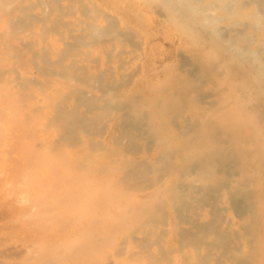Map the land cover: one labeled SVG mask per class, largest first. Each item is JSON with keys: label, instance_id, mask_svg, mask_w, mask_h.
I'll return each mask as SVG.
<instances>
[{"label": "rangeland", "instance_id": "obj_1", "mask_svg": "<svg viewBox=\"0 0 264 264\" xmlns=\"http://www.w3.org/2000/svg\"><path fill=\"white\" fill-rule=\"evenodd\" d=\"M44 1H46V3H47V0H44ZM57 1H59V3L61 2L60 0H57ZM65 0H62V2H64ZM74 0H71V1H69L68 0V2H66L65 1V3H68V5H69V7L71 6V5H73V2ZM76 1V0H75ZM74 1V2H75ZM81 0H78L77 2L79 3ZM82 1H83V3H82ZM81 1V3H79V4H81V6L82 5H87V7H88V5H89V9H86L85 8V6H84V8L82 7V11L80 12V10H78L79 8H80V5L78 4V7L76 6L77 4L76 3H74V4H76L75 6H74V10H76V8H77V10L74 12L73 11V6L72 7H70V9H71V11H72V13H74V15H72L71 14V11L70 12H68V11H65L66 13H68L67 15H66V13L64 12V11H62V12H64L65 13V15H64V13L62 14V17H63V20H66L67 21V23H68V18H70L71 20H69V23L73 20V22H74V19L75 18H80L81 19V21H83V20H86V18H87V21H84L82 24H83V27H82V24H79L78 22L77 23H75V25H74V23H72V24H70L69 25V23L67 24V23H64V26H66V24H67V26L68 27H65L66 29H62V30H60V31H62L61 32V34H63L64 33V31L65 30H68L69 28L71 29V27H73V29H74V33H75V31L77 32L76 34H78L79 35V37H81L80 35L83 33H85V30H87L89 33V35L87 34V33H85V34H87L86 36V42H87V44L85 43V41H83L84 43H85V45L86 46H84V45H82V43H80V41L79 42H76V43H78L77 44V46L78 45H80L81 44V47H76V49L77 50H79L80 48V50L79 51H77L76 49V51H77V53L80 55V57H78L79 55L77 54V56L76 55H74V60H73V58L71 59V61H72V63L74 62V61H76V59H77V57L79 58V60H82L81 62H82V65L81 64H78V65H81V66H83L84 64V62L86 61V59H88V53H89V57H90V55H91V58H89L88 60H90V59H93L91 62H89L87 65H89L90 63L92 64H94V62L96 63L95 65L96 66H98V68H97V70L95 69H92V67H93V65H92V67L91 66H88V67H90V69H91V71H89L90 69H88V67H87V65H84L85 67H86V69L88 70H86V69H83L82 70V72H76V74H75V76H76V78H77V74H78V76H80L81 75V73L83 74V75H87L88 73H90V74H88L89 76L88 77H91V78H93V75H94V79L95 80H97L98 81V83H100V85H97L95 82L96 81H94V79L93 80H90V79H86V78H88L87 76H86V78L85 77H82V75H81V77H82V79H83V81L85 82L86 81V83H84V82H82V79L81 78H75L76 80H74V75H73V73H75V71L73 72H71L72 74L71 75H73L72 76V79L74 80V82H75V85H77V86H82V87H85L84 89L82 88V87H80V90L82 89V91H75V90H78L79 88L76 86H74V82L72 81V79L70 78L71 76H70V73L68 74V72L67 73H63V72H66V71H61V70H63V68L60 70V69H58L59 71H60V73L58 72V75L60 76V78H58L59 76L57 75H54V72L55 71H57V66H55L56 68L54 69V67H52L55 63L57 64V63H59L60 62V64L62 63L63 64V62L64 61H66L67 63H66V65L67 64H70L67 60H64L63 61V57L62 56H59L60 54H61V52H60V50H58V49H62L63 50V47H66L67 45H69L68 43H69V41H66V43H67V45L65 44V43H63L62 45L60 44L59 46H60V48H58L57 46H55V43L57 42V40L59 39L58 37L59 36H56V35H60V32L57 34L56 33V29L54 30L53 28V30H51V32H49V28H50V24H51V21L49 22V20L51 19L50 17H49V20L47 21V24H49L50 26L49 27H47V25L46 24H42V23H40V21L41 20H39V19H37L39 16H35V18H36V20H33V23L34 22H36L37 20H39V22H37V24L38 25H34V26H37L35 29H36V32H40L41 33V35H39V34H37V35H39V37H38V39H40L39 40V42L41 41L42 43L44 42V40H42L41 38H42V36H43V34L45 33H43V31L44 30H41V29H38L39 28V24H40V28H41V25H42V27L43 26H45V27H47L48 29L47 30H45V31H47V33H51L52 34V31H55L54 32V35H52L53 36V38H55L54 40L52 39V41L54 42L53 44H51L50 42H51V38H50V36H51V34H50V36H49V34H47V36H49L48 38H47V40H46V37L45 36H43V38L48 42V39L50 40V46L52 45V49L55 51V50H58V51H56L57 53H55V55L59 58V60H58V58H55L54 57V59H56V60H58V61H53V54H52V52L54 53V51H48V53H49V55H48V57H51V54L53 55L52 57H51V60H49V58L47 57V59H48V61H45V59H46V56H44L43 58H44V60L43 61H45V62H41V60L43 59L42 58V56L43 55H39V57H38V55L36 56V58L39 60H37L38 61V63L36 62L35 64L38 66V69L36 70V66H34L32 63H31V60L32 59H36V58H34V50H33V46H35V44L34 45H31L30 47L32 48V53H33V55H31L30 53H31V50L29 51V49L30 48H28V52H27V48H26V51L25 52H27L31 57V59H29V64L30 65H24V67L25 66H27V67H29V68H26V70L23 68V66H22V68L20 67L21 65H23L24 63H22L23 62V60L22 59H25V56H26V54L24 55V58L22 57V59L19 61V63H21V64H19V69L22 71V72H24V74H26V76L28 75V77L29 76H33L32 78H38V80H40L41 81V83L42 82H44L45 83V78L44 77H47L48 79H49V77H52V75H53V77L55 78V76H56V79H51L53 82H51L50 81V79H49V81H47L46 83H45V86H46V84H52V86L50 87L49 85L46 87V89H44L43 88V86H44V83H42V84H40L39 83V85L41 86V89H40V87H39V85H38V83H36V84H34V82H33V79L32 78H30L31 80H32V82L31 83H29L28 84V86H29V88L32 86V84H34L35 85V87L36 88H38L39 89V91H34V90H37L36 88H34V90H31V92H33V93H36V97H34V98H36L37 99V96H38V100H40L41 99V101L40 102H37L36 101V99H35V101L37 102V103H39L41 106L40 107H42V106H44L47 102H49L50 101V99H51V101H52V104L54 105V107L55 108H57V107H62L63 105H62V100H60L59 98H61V99H63V101L68 97V99H67V102H70L69 104L67 103H65L66 105H64V106H67V107H69V108H72L73 107V110L75 111V112H78V114H80L79 116H80V118L82 117V118H84L85 117V120H90V119H93V120H95V121H93L92 120V122H93V124H97V126H95L94 128L96 129V130H94V128L93 127H89L90 129H88V130H90V132H88V130L87 129H84V130H86V131H81L82 129L81 128H79V126L80 127H82L83 128V126H81L82 125V123L84 122V120L82 121V122H78V124L80 123V125H78L77 124V129H78V132L80 133V134H78V136H76L74 139L76 140V142H71L72 140H70V144H69V142H67V141H69V139H67V141H66V139L64 138V140H62L63 142H59V140L62 138L63 139V137H65L63 134H62V132L60 133H58L55 129V127H52V126H56L57 127V129H60V131H63L62 129H63V125H64V123H63V121H61V120H59V121H61L62 122V124H60V125H62V128L59 126V124L57 125V123H59L58 121H56V119L53 117V115L55 114V112L57 111V110H55L54 109V107L52 106L51 108H50V105H48L47 106V104L45 105V109H43V108H40L39 107V105H38V108L40 109H38L37 108V114L36 115H38L39 114V112L41 113V111H42V113H43V115L41 114V115H39V116H37L38 118L40 117V116H43L41 119L43 120L42 122H44L43 124H45V123H48L47 122V120L48 119H52V120H50L51 121V124L52 125H50L51 126V130H45V128H48L47 126H48V124H45L44 125V127H43V129L41 128V123H39V122H37V124L39 123V128H41L42 129V131H49L48 132V135H49V133L51 132V135H47V134H45V133H43L42 131H41V135H40V129L38 130V132H39V134H38V132L36 133L37 135H39L38 136V138H39V140H41L40 142L38 141V144L40 143V145L42 146V145H44L45 144V146H47L46 144H49V143H51L53 140H55V138H56V140H57V138L58 137H60V139L58 138V142H59V146H58V142L55 140V142H54V144H50V146H52V147H50L49 145V147L51 148H49L48 146L47 147H43V148H45L44 150V152H45V155L47 156L48 154H50V151L52 152L53 151V153L55 154V152H59L60 154H62V153H66V154H62L61 156L64 158V156H66L65 157V161H63L62 160V157L60 156L59 157V160H57L56 161V159H58V157L56 158V156H59L57 153V155L56 156H52V153H51V155H50V159L48 160V158L43 154L44 152L42 151H40V149H39V147H41V146H39L38 147V149L36 148V149H30V147L28 146V145H30L29 143H35L36 142V140H37V138L36 139H34L35 141L34 142H32V138H35V136L34 135H32L31 137L32 138H30V139H28V138H24V136H26V134H29L30 133V131L28 132V133H26L28 130L26 129L27 128V126L29 125V119H28V123H26L25 124V122H23L24 121V119H23V123H24V128H25V125H27L26 126V128L24 129V128H21V126L23 127V123L21 122V125H20V122H19V128L20 129H22V133L24 132V130H27V131H25V135H22V133L19 135L20 136V138L21 139H23L24 140V144L26 143L25 141H31V142H27V146H28V150H30V152H31V155H29L28 153H27V155H29V156H27V155H25L26 153H25V148H23V149H20V147L22 146V147H24L25 145H22L23 144V142H20L21 140H18L21 144H20V147H19V142H17V144H15V145H17L18 147H16V148H14V147H12V146H14V144H13V142L14 143H16V141L17 140H14V138H16V137H12L13 135V133L16 131V130H14V132H13V130H8V128H9V124L8 123H4V122H2L3 124H5V125H8V126H6V127H8L7 129H5V130H7V131H9L8 133H9V136H10V138L11 139H13L12 141H11V139L9 138V136H8V133H7V131H5L4 129V133L6 132L7 133V135L6 136H8V137H6V136H2V138L3 137H6V139H4L3 141L1 140V143L0 144H3L1 147H4V149H6V150H4V151H10V150H13L12 152L10 151V153L8 154V153H6V152H3V151H0V264H43V260L44 259H47L45 262H47V264H50V263H55V264H59V262H60V264H67L66 262L68 261V264H72V261H73V263L75 264H93V262H90V260L91 261H93L92 259H90L91 257L93 258L94 256H97V257H99V258H102L100 261L99 260H95L94 261V263H97V264H106V261L108 260V258H109V264H112V262L114 261V260H116L117 262H118V264H149V262H150V260H151V262L153 261V262H156L157 263V261L159 260V258L160 257H162L161 259L162 260H160V264L162 263H167V264H218V261L220 262V263H223V264H231V263H233V262H235V263H233V264H250L249 263V261H252L251 259H249V257L247 256V251H246V249L247 248H249V247H247V243H246V246H245V243H243V244H241L242 242H244L245 241V239H246V237H250V235H248L244 230L245 229H242L243 227L241 226V221L239 220L240 218H238V216H237V214H235V212L236 211H233L234 210V208L232 207V204L231 203H229V202H227V203H220L219 205H220V207L219 208H221V209H216L217 211H215L214 209L215 208H217V206H218V204L216 205V207L214 208L213 206H215L214 204H213V206H212V203L208 200L207 201V199H206V197L205 198H203V200L204 201H202V198H200L201 197V194L204 192V191H201L200 193V196L199 197H195V199L193 200V198H194V196H198V193L196 192V190H197V186L198 185H196V189L194 188L195 187V185H191V183H189V181L188 180H180V178L178 177V176H180L181 177V175H183V173L182 174H180V170L182 171V169L181 168H183V167H185V166H191V164L193 165V162H191V164H190V162L188 163L186 160H185V156H184V154H182L181 155V153H183V151L181 152V151H179V155L177 156V152H174V151H171L170 153H169V151H168V154H167V156H166V161H168V162H166V163H168L169 164V160L171 161V160H173L174 162H175V164H174V162L172 161L171 163L172 164H170L171 166H169L168 164H166L167 165V167L169 168V170H168V168H166V170L165 169H163V168H161V167H165V164L164 165H158V167H160L161 169L160 170H158L157 168H156V166H155V169H154V165L155 164H153L154 162H156V160H154V159H158L157 160V162L159 161V159L162 157V154H164V153H162V152H166V151H163V148L165 147L166 149H167V142L169 141H172V142H170V143H172L173 145H178V144H181L182 143V137L181 136H179V138L177 137L176 139H174V138H172V137H175L174 136V134L175 135H177L178 134V132L179 131H177V129L178 130H180L179 128H181V126H183L184 124H186L187 122H186V119H187V121L188 120H191L192 118H194V116H195V113H197V114H199V113H201L202 112V110L204 111V109H208L209 107H210V105L208 104V103H210V101H212L213 99H216L215 97H217L218 95H217V93L218 94H220L221 93V89L220 88H218L217 86H216V83H217V81L219 80V79H221L220 77H221V75H222V73H223V71H222V69H215L214 68V71L211 73V74H208V75H203V77H202V83L200 84L199 83V81L198 82H196V84H194V83H192L191 82V84L193 85L192 87L189 85V87L190 88H192V89H190L189 87H187V89L186 90H184V89H182V91H180V93H179V96L181 95V97H182V100H180V99H177V100H180V102H182L183 101V99L185 100L184 101V107L182 108V111L184 112V114L182 115V114H179V113H177V111H180V113L182 112L181 111V107H179L180 109L179 110H177L176 108H173L174 107V105H177L178 106V104H173L174 102H175V98H173V101L174 102H172L171 100H170V103H171V106H172V109H170L169 111H172L171 113H169V111L166 113V115H164V116H160V115H162L161 113H159V109H158V107L157 106H155V105H153V104H151V105H153V106H151V111H153V114H151V116L150 115H147V119L145 118V120L146 121H148V122H145V120H144V117L143 116H146L145 115V111L146 110H148V105L150 106V103L151 102H153L154 103V99L156 98V96H154V98H151L150 99V97H151V95L153 94V95H161V96H158V97H163V96H168V97H172V94L173 93H175V92H177V91H179V89H177V87H175L176 85L174 84V85H170V86H168V87H162L163 85H161V84H163V82H167L168 83V81L169 82H171V80L173 79V77H172V79H171V77H170V75H175V73H176V71L177 72H181V73H185V71L186 70H184V69H186V67H183L182 65H184V64H182V61L183 62H185L184 61V57H182V55H186L187 57L189 56V60L191 61H189L190 63H189V66H187L188 68H187V70H190V71H192V70H194L195 68V66L196 65H194V63H195V61H194V54H195V51H191V52H187V50H188V48H187V46H189V44H187L186 42H184L185 41V39H180L181 37H180V35H179V33L177 32V28L173 25V23L171 24V21L170 20H167L168 19V17H167V14H166V12H165V9L162 7V6H160L158 3H156V2H150V4H148V5H146L145 3H143L141 0H90V1H86V2H84L85 0H82ZM94 1V2H93ZM125 1V2H124ZM169 1V0H168ZM61 2V3H62ZM56 3H58V2H56ZM58 3V4H59ZM92 3V4H91ZM93 3H94V5H93ZM47 4H50V3H47ZM55 4V3H54ZM53 4V5H54ZM119 4V5H118ZM52 5V6H53ZM57 5V4H56ZM63 5H65L64 3H63ZM90 5H92V6H94L95 7V5H96V7H95V10H98L99 11V15L100 16H98V13H97V11H96V13H97V15H94V14H96L95 12H93L92 14L93 15H90L91 14V12H90V16L88 15V13H89V11L88 10H91V7H90ZM129 5H133V7H131V6H129ZM137 5V6H136ZM55 6V5H54ZM60 6V7H59ZM61 6H62V4H60V5H58V8L60 9L61 8ZM136 8H135V7ZM94 7L92 8L93 10H94ZM98 7H99V9H98ZM138 7H140V8H138ZM97 8V9H96ZM100 8H102V9H100ZM84 9V10H83ZM130 9V10H129ZM33 10V9H32ZM87 12H86V11ZM92 10V11H93ZM136 10V11H135ZM137 10H140V11H137ZM78 11L80 12V13H83L84 15H86L85 17H84V15L82 14H80V13H78ZM86 13H84V12ZM101 11V12H100ZM33 12V11H32ZM49 12H51V11H49ZM61 12V13H62ZM29 13H31V12H29ZM34 13H35V11H34ZM60 13V14H61ZM80 14V16L79 15H76L75 16V14ZM36 14V13H35ZM71 16H70V15ZM46 15V14H45ZM68 16V20L67 19H64V18H66ZM116 17H117V20H116ZM34 18V19H35ZM84 18V19H83ZM88 18H91V19H88ZM93 18H95V19H93ZM99 18V19H98ZM92 19H93V21H92ZM98 21H97V20ZM89 20V21H88ZM109 21V23L108 24H110L111 25V28H109V27H107L108 26V24H107V21ZM123 20H124V22H126L127 24H125V23H123ZM65 21V22H66ZM80 21V22H81ZM91 21V22H90ZM118 21V22H117ZM41 22H43V21H41ZM85 22H90L91 23V25L92 24H97V23H99V24H102V25H100V26H106V29H110V30H115L113 33H110V32H108V34H103L104 32H103V29H101L100 30V28H102V27H99V24H97L98 26L97 27H99V28H97L96 27V25L94 26V25H92V26H90V23L88 24L89 26H90V28L92 27V29H94L93 30V32L95 33V28L96 29H98V31H99V36L97 37H95V35H96V33L95 34H93V32L91 31V34H93V35H90V29H88V25L85 23ZM104 22H105V24H104ZM33 23H32V27H28V31H27V33H32L33 34V30H31L32 28L34 29V26H33ZM46 23V22H45ZM36 24V23H35ZM77 24H79L78 26H77ZM85 24V25H84ZM120 24V25H119ZM220 25H218V26H225L226 25V21H222V22H220L219 23ZM123 25V26H122ZM31 26V25H30ZM64 26H62V28H64ZM122 28H121V27ZM127 26H129L130 28H133V30H130V28H128ZM52 27V26H51ZM74 27H76L78 30H76V28H74ZM112 27H113V29H112ZM125 27V28H124ZM203 27V26H202ZM202 27H201V29H202ZM31 28V29H30ZM87 28V29H86ZM104 29H105V27H103ZM124 28V29H123ZM27 30V27L26 28H24V29H22L19 33H21V35L22 36H24V34H22V33H24V31H25V33H26V30ZM31 31H30V30ZM69 29V30H70ZM72 29V30H73ZM128 29H129V32L127 33V31H128ZM134 29H135V32H134ZM177 29V30H176ZM200 29V30H201ZM205 29H206V27H205ZM208 29V28H207ZM207 29L205 30V32H204V30H202V33H204V34H206L207 35V33H208V31H207ZM24 30V31H23ZM69 30L67 31V33L69 32ZM120 30H123V31H120ZM126 30V31H125ZM23 31V32H22ZM97 30H96V32H98ZM126 32L125 34H121L120 32ZM58 32V31H57ZM66 32V31H65ZM56 33V34H55ZM72 31L70 30V32L68 33V34H70V37L72 36ZM36 34V33H35ZM67 34V35H68ZM76 34H73V36L72 37H74V35H76ZM83 34H82V36H83ZM98 34V33H97ZM101 34V35H100ZM121 34V35H120ZM64 35H66L65 33H64ZM66 35V36H67ZM123 35V36H122ZM125 35H126V37H125ZM128 35H129V37H128ZM141 35V36H140ZM179 35V36H178ZM208 35H209V33H208ZM41 36V37H40ZM51 36V37H52ZM110 36H112L113 37V39L115 40H117V41H114L113 39H111L112 37H110ZM24 37H32L31 35L30 36H28V34L27 35H25ZM33 37L35 38V36H34V34H33ZM68 37V36H67ZM65 37L67 40H69L70 39V37ZM72 37H71V39H72ZM76 37V36H75ZM78 37V36H77ZM77 37H76V39H77ZM78 37V38H79ZM85 37V36H84ZM33 38V39H34ZM64 37H62V39L64 40L65 39ZM61 39V38H60ZM83 39V38H82ZM88 39V40H87ZM107 40V41H104V40ZM120 39H122L123 40V42L120 40ZM131 40V41H129V40ZM72 40H74V41H76L75 39H72ZM97 40V41H96ZM100 40V41H99ZM101 40H103V41H101ZM113 40V41H112ZM124 40H128L129 42H124ZM38 41V40H37ZM61 41V40H60ZM59 40H58V42H60ZM64 41V42H65ZM74 41H72L73 43H74ZM82 41V40H81ZM135 41V43L137 44H135V45H133L134 43L133 42ZM39 42H38V44H39ZM57 42V43H58ZM95 42H97V43H95ZM111 42V43H110ZM119 42V43H118ZM133 43V44H131V46H130V43ZM41 43V44H42ZM48 43V44H49ZM56 43V44H57ZM60 43H62V41L60 42ZM73 43H71V44H73ZM76 43H74L75 45H76ZM89 43V44H88ZM101 43V45H98V44H100ZM103 43L106 45V43H108L107 45L109 46V48L112 50V49H117L118 48V50H119V54H122L123 52H124V50L126 51V50H129L130 48H132L131 50H129V51H132V52H134L133 54L135 55V57L137 58V59H134V60H131L132 62L133 61H135L134 63H133V65H130L129 66V64H128V67L131 69H129L128 67L126 68L125 66L127 65V63L125 64V66L123 67L122 66V64L120 65L121 66V69H119V68H117V66L118 67H120L119 65H117L116 66V68H117V70H115L114 69V66H115V64H117L119 61H120V59H122V57H126V54L127 53H130V52H124V53H126V54H124L125 56H121V58L119 59L118 57H117V54L116 55H114L113 54V52L111 53V52H109V51H107V49H104L105 50V52H109V53H111V54H113L114 56H116V58H118V61H117V59L116 58H114L113 56H109V55H107L105 52H104V50H103ZM115 43H117V45L115 44ZM124 43V44H123ZM48 44H46L45 42H44V44H42V46L43 45H48ZM59 44V43H58ZM96 44H97V46L99 47L100 46V48H98L97 46H96ZM119 44V45H118ZM120 44H121V46H120ZM125 44H126V46H125ZM36 45H37V43H36ZM64 45V46H63ZM66 45V46H65ZM104 45V46H105ZM38 46V45H37ZM49 46V45H48ZM49 46V47H50ZM62 46V47H61ZM119 46H120V48H121V51H120V49H119ZM125 46V47H124ZM136 46V47H135ZM36 47V46H35ZM39 47V46H38ZM46 47V46H45ZM44 47V48H45ZM47 48L46 47V49H44L43 47V49L45 50V51H47L48 49H50V48ZM97 47V48H96ZM107 47V46H106ZM106 47H104V48H106ZM113 47V48H112ZM41 48V46H40V48H38L39 50L40 49H42ZM83 48H85V54H84V49ZM108 48V47H107ZM134 48V49H133ZM109 49V50H110ZM115 49V51L116 52H118L117 50ZM186 49V50H185ZM36 50V49H35ZM38 50V51H39ZM51 50V49H50ZM61 50V51H62ZM83 50V51H82ZM103 50V51H102ZM110 50V51H111ZM134 50V51H133ZM80 51H82V52H80ZM86 51H88L87 53H86ZM99 51L101 52V54H102V56L101 55H99V56H101L102 58H103V60L105 61V62H103V64L105 63V66L104 65H102L101 63H100V59H101V57H100V59H99V61L98 60H95V58L96 59H98V53H99ZM114 51V50H113ZM137 51V52H136ZM30 52V53H29ZM44 52V51H43ZM121 52V53H120ZM131 52V53H132ZM47 53V54H48ZM82 53V54H81ZM96 53V54H95ZM105 53V54H104ZM131 53L130 54H127L128 56L129 55H131ZM180 53H182V54H180ZM74 54H75V51H74ZM83 54H84V56H83ZM87 54V55H86ZM118 54V55H119ZM132 54V57L134 56ZM140 54V55H139ZM33 56V57H32ZM76 56V57H75ZM107 56H109L110 57V60L108 59L109 57H107ZM141 56V57H140ZM60 57H62V58H60ZM70 57H72V56H70ZM82 57V58H81ZM83 57H84V59L85 60H83ZM86 57V58H85ZM134 57V58H135ZM182 57V58H181ZM27 58H28V56H26V59H25V63H27L26 62V60H27ZM116 59V62L117 63H115V61L114 60H112L113 61V63H115L114 64V66L113 67H111V65L113 64L112 63V61H111V59ZM193 58V59H192ZM41 59V60H40ZM62 59V60H61ZM65 59V58H64ZM67 59V58H66ZM68 60H70V58L68 57ZM79 60L77 59V63H80L79 62ZM88 60L86 61V63L88 62ZM102 60V59H101ZM109 60V61H108ZM22 61V62H21ZM36 61V60H35ZM34 61V62H35ZM51 61V62H50ZM63 61V62H62ZM131 61H129L128 63H130V64H132L131 63ZM32 62H33V60H32ZM47 62H50V63H47ZM98 62L100 63V64H98ZM137 62V63H136ZM139 62V63H138ZM39 63L40 64H42L41 66H39ZM46 63V66L47 67H45V64ZM54 63V64H53ZM65 63V62H64ZM85 63V64H86ZM110 63H112V64H110V66H109V64ZM120 63H122V61H120ZM120 63H118V64H120ZM55 64V65H56ZM61 64V66H64V65H62ZM90 64V65H91ZM98 64V65H97ZM108 65V67H107V65ZM173 64H174V67L175 68H177V69H175L174 68V70H171V69H173ZM31 65H33V69L31 68ZM51 65V67L52 68H50L49 69V66ZM57 65H59V64H57ZM94 65V67L93 68H96V66ZM135 65L137 66H140V67H136L137 68V70L135 69ZM171 65H172V67H171ZM83 66V67H84ZM169 66V67H168ZM207 66V65H206ZM35 67V68H34ZM40 67L43 69V71H44V69L45 68H47L49 71H50V75L48 74V76H47V74L45 73V72H47L48 70L47 69H45L46 71L43 73L44 74V76H43V74H42V72H40V70H42V69H40ZM45 67V68H44ZM60 67V66H59ZM111 67V68H110ZM135 69V70H133V68ZM168 67V68H167ZM208 67V66H207ZM61 68V67H60ZM108 68H110L111 70L113 69L115 72H116V75H115V73L113 74V73H111L112 71L110 70V69H108ZM123 68V69H122ZM29 69V70H28ZM54 70V72L53 71H51V70ZM98 69H100L99 71H102V72H106V73H108V75H110V76H106V73L105 74H102V72H100V74L103 76L102 78L103 79H101V78H99L98 76H100V75H98V76H96L97 75V73H99L98 72ZM105 69V70H104ZM108 69V72L106 71ZM139 69H140V71L141 72H139ZM85 70V71H84ZM94 70V71H93ZM120 70V71H119ZM122 70H123V73H121L122 72ZM125 70V71H124ZM129 70V71H128ZM84 71V72H83ZM109 71H111L110 73H109ZM137 71V72H136ZM51 72H53V74L51 73ZM70 72V71H69ZM87 74H86V73ZM93 72V73H92ZM119 72H120V74H119ZM124 72H129V75H130V73H131V75H130V77L131 78H129V76H127L128 74L127 73H124ZM139 72V73H138ZM57 72H55V74H56ZM64 74V76H63V74ZM79 73H80V75H79ZM118 73V74H117ZM137 75H135V74ZM138 73V74H137ZM52 74V75H51ZM96 74V75H95ZM127 74V75H126ZM170 74V75H169ZM69 75V76H68ZM115 75V76H114ZM117 75H119L120 76V78L121 79H117ZM133 75V76H132ZM167 75H169L168 77H170V78H168V80L167 79H165L166 77H167ZM69 78H68V77ZM114 76V77H113ZM122 76V77H121ZM124 76V77H123ZM67 77V78H66ZM107 77V78H106ZM116 77V78H115ZM125 77H127V78H125ZM133 77V78H132ZM36 78V79H37ZM64 79V80H62V79ZM85 78V79H84ZM99 78V79H98ZM111 78V81L110 80H106V79H110ZM129 78V79H128ZM36 79H34V80H36ZM48 79H46V80H48ZM58 79V81H60L61 80V82H55V80H57ZM60 79V80H59ZM114 79V80H113ZM124 79V80H123ZM126 79V80H125ZM133 79V81L131 82V80ZM163 79H165L163 82L161 81V80H163ZM78 80H80V81H78ZM90 80V81H89ZM107 82H106V81ZM117 80H120V82H118ZM122 80H123V82H122ZM128 80H130L129 82H127ZM63 81V82H62ZM65 81V82H64ZM92 81H94V83H93V86H91V88H90V86H88V85H90V84H92ZM105 81V82H104ZM124 81H125V83H124ZM162 83H161V82ZM200 81H201V78H200ZM36 82V81H35ZM39 82V81H38ZM79 82V83H78ZM82 82V83H81ZM89 82H91V83H89ZM102 82H104V83H109V82H111V86L112 87H110V85H109V87H108V85H107V87H104L106 84H104L103 83V85L101 84ZM160 83V85L161 86H158V85H156V87L154 86L155 84H157V83ZM84 83V84H83ZM114 83V84H113ZM119 83H120V85H119ZM125 85H124V84ZM158 83V84H159ZM165 83H164V85H165ZM197 83H198V85H197ZM113 84V85H112ZM123 84V85H122ZM154 84V85H153ZM34 85H33V87H34ZM86 85V86H85ZM153 85V86H152ZM69 86V87H68ZM100 86L101 87H104V88H102V90H100ZM114 86H118L117 88L115 87V88H113ZM151 86H152V88H151ZM33 87L32 88H30V89H33ZM48 87H50L49 88V90L47 89ZM87 87H89V89L87 88ZM92 87L94 88V89H92ZM154 87V88H153ZM171 89H170V88ZM28 88V89H29ZM42 88L45 90V93L46 94H44V92H41V91H43L42 90ZM62 88H69L68 90L67 89H64L65 91H63V90H61ZM110 88H112V90L110 91ZM149 88H151V90H149ZM164 88H166V89H164ZM217 88V89H216ZM27 89V88H26ZM28 89H27V91H25V90H23V91H25L26 92V96H29V95H27V93L30 91H28ZM85 89H87L86 90V92L85 91H83V90H85ZM107 89V90H106ZM108 89H109V91H108ZM149 91H148V90ZM161 89V90H160ZM71 90H73V91H71ZM92 90V91H91ZM96 90V91H95ZM172 90V91H171ZM188 90V92L189 93H186V91ZM215 90H219V91H215ZM62 91H63V94H61L62 93ZM92 93L93 91V95H92V97L90 96L91 95V93ZM107 93H106V92ZM154 91V92H153ZM174 91V92H173ZM31 92H29V93H31ZM37 92H38V95H37ZM57 92H59V93H57ZM61 92V93H60ZM67 92V93H66ZM71 92V93H70ZM77 92H81L80 94H82V92H83V94L85 95L84 96V98H85V101H83V100H81L82 102H80V104H78L79 103V101H80V97H78L80 94L79 93H77ZM96 92V95L94 94ZM158 92V93H157ZM170 92H173L172 94H169ZM39 93H42V94H39ZM57 93V94H56ZM66 93V98H65V94ZM71 95H70V94ZM75 93V94H74ZM90 93V95H88V94ZM104 93H106V94H104ZM160 93V94H159ZM186 93V94H185ZM43 94H44V96H43ZM50 95V96H52V97H54V96H57V98H56V100H54V102H56L57 100H60L61 102H60V106H58V104H59V102H58V104H57V106H55L56 104H54L53 103V99L49 96V98L47 97V95ZM55 94V95H54ZM68 94V95H67ZM79 94V95H78ZM104 94V95H103ZM141 95L140 96V98H139V100H141V98H146V99H142V100H144L145 101V103H148L147 104V106H146V104L145 105H143L144 103L142 102V100L140 101V104H141V106H144V107H146L145 108V111H144V109H142V119L144 120V121H142V119H141V117H138L137 116V119H136V117H134V115L132 114L131 115V110H129L128 109V106H129V108H130V105H129V103H131L132 101L138 106L139 105V103L137 102V101H135L134 99L136 98H134V96L135 95ZM190 96H189V95ZM204 94V95H203ZM24 94H22V96L21 97H24L23 96ZM33 95H35V94H33ZM62 95H64V96H62ZM72 95H76V96H73L72 97ZM98 95H100V96H98ZM152 95V96H153ZM188 95V96H187ZM208 95V96H207ZM25 96V98H27ZM46 96V97H45ZM59 96V97H58ZM70 96V97H69ZM96 96V97H95ZM111 96L113 97V98H116L117 100V102L115 101V103H113L114 102V99H113V101H110L111 103H109V101H108V98L110 97L111 98ZM132 96L133 98H130V97ZM20 97V98H21ZM42 97V98H41ZM45 97V98H44ZM76 97H78L77 99H75ZM90 97L92 98L91 100H89L90 99ZM120 97V100L118 99ZM157 97V98H158ZM178 97V96H177ZM49 100H48V99ZM70 98H72L71 100H70ZM87 98V99H86ZM94 98H96V100L97 101H94ZM103 98V99H102ZM138 98H136L137 100H138ZM149 98V99H148ZM22 100H19V102L21 103V101L23 102V100H24V98H21ZM29 99V98H28ZM28 99L26 100V101H28ZM55 99V98H54ZM74 99H75V101H74ZM101 101H100V100ZM128 99H131L130 101L128 100ZM172 99V98H171ZM30 100H32V105H33V103H35V101L31 98V95H30ZM29 100V101H30ZM48 100V101H47ZM78 101V103H77V101ZM88 100L90 101V102H88ZM176 100V103H179L178 101ZM200 100H202V101H200ZM28 101V102H29ZM51 101L49 102L50 104H51ZM72 101V102H71ZM127 101V102H126ZM66 102V101H65ZM100 102V103H99ZM129 102V103H128ZM206 102H208V103H206ZM48 103V104H49ZM72 103H73V105H72ZM83 105H82V104ZM90 105H92L93 104V107L92 106H90ZM94 103H96V105H94ZM99 103V104H98ZM126 103H128V105H127V109L129 110V112H128V110L126 109ZM133 103V104H134ZM156 103V102H155ZM25 105L27 104V103H24ZM88 104V105H87ZM102 104V106H100ZM132 104V103H131ZM181 106H182V104H183V102L182 103H179ZM28 106H29V103L27 104ZM62 105V106H61ZM69 105V106H68ZM71 105V106H70ZM80 106V107H77L76 108V106ZM86 105V106H85ZM179 105V106H180ZM135 106V105H134ZM134 106H131V108L133 109V107ZM140 106V105H139ZM186 106V107H185ZM20 107H22V104H21V106ZM30 108H31V106H29ZM34 109V111L36 110L35 109V107H34V105L32 106ZM36 107H37V105H36ZM46 107H48V108H46ZM77 109H75V108ZM88 107V108H87ZM90 107H92V108H94V109H92V108H90ZM176 107V106H175ZM23 108V107H22ZM22 108H19V113H20V111H21V113H22V111H25V110H27V107H24L23 109ZM30 108H28V109H30ZM80 110H79V109ZM90 108V109H89ZM135 108V107H134ZM141 108V107H140ZM178 108V107H177ZM25 109V110H24ZM84 109H87L86 110V112L84 111ZM102 109V110H101ZM156 109V110H155ZM158 109V110H157ZM174 109H176L175 111H174ZM184 109V110H183ZM32 110V111H33ZM91 110H93V111H98V114L96 115V113H95V115H94V112L92 111L91 113H90V111ZM100 110H101V113L103 114V117H104V115H105V117L103 118H101V117H98V116H100L101 115V113H100ZM27 111H29V110H27ZM30 111H31V109H30ZM53 111H55L54 112V114H53ZM84 111V112H83ZM88 111H89V113H88ZM143 111H144V113H143ZM151 111H149L148 110V113L149 112H151ZM155 111V112H154ZM195 113H194V112ZM26 112V111H25ZM25 112H23V115L21 116L20 115V118L19 119H22L21 117H27V118H29L30 117V115H28V114H30V112L26 115V113ZM36 112V111H35ZM84 114H83V113ZM158 112V113H157ZM161 112V111H160ZM182 112V113H183ZM82 113V114H81ZM132 113H133V111H132ZM148 113H146V114H148ZM152 113V112H151ZM172 113H174V114H176V117H174L175 115H173ZM93 114V115H92ZM100 114V115H99ZM179 114V115H178ZM33 115H35L34 113H33ZM35 115V116H36ZM56 115V114H55ZM90 115V116H89ZM178 115V116H177ZM52 116V117H51ZM120 116V117H119ZM124 116V117H123ZM136 119V121H135V119L133 118V117ZM166 116V117H165ZM167 116H168V118H167ZM172 116H173V119H172ZM182 116V117H181ZM51 117V118H50ZM118 117V118H117ZM26 118V119H27ZM33 118L35 119L36 117H34L33 116ZM39 118V119H40ZM81 118V119H82ZM87 118V119H86ZM117 118V119H116ZM121 118H123L122 120H121ZM140 118V119H139ZM152 118H154V120L152 119ZM164 119V125L163 126H165V129H164V127H163V129H162V131H163V133L165 134H161L160 132H158L157 133V131L155 130L156 129V127L157 128H159V126H161L163 123H162V121H163V119ZM26 119H25V121H26ZM32 119V118H31ZM33 119V120H34ZM39 119H35L34 121H39ZM40 119V120H41ZM53 119H54V121H53ZM80 119V120H81ZM98 120V122H97V120ZM101 119H102V121H101ZM152 120L151 122H150V120ZM172 121H171V120ZM108 120H110V121H108ZM142 122H141V121ZM160 120H162V121H160ZM50 121H49V123H50ZM56 122L55 124L53 123V122ZM68 121H71V120H68ZM87 121L85 122V126H86V123H87ZM133 121H135L134 123H133ZM159 121V122H158ZM41 122V121H40ZM60 122V123H61ZM137 122V123H136ZM152 122H154V124H152L151 126H148V125H146V123H148L149 125L152 123ZM36 123V122H35ZM34 123V124H35ZM66 123V122H65ZM99 123H100V125H99ZM140 124V126H141V128H142V125L144 126H146V129H147V127H150V128H153V129H151V130H155L156 131V133L154 134V132L153 131H150V128H149V130H147V132L146 131H144V127L142 128L143 129V131H142V129H141V131H140V129H139V127H137L138 125H136V124ZM144 123V124H143ZM162 123V124H161ZM169 123V124H168ZM2 124V125H3ZM36 124V125H37ZM54 124V125H53ZM84 124V123H83ZM142 124V125H141ZM33 125V124H32ZM47 125V126H46ZM136 125V127L138 128H136V130H135V128H134V126ZM154 125V126H153ZM159 125V126H158ZM30 126H31V123H30ZM94 126V125H93ZM0 127H2V126H0ZM29 127V126H28ZM60 127V128H59ZM98 127H99V129H98ZM107 127V128H106ZM2 128H4V127H2ZM19 129L18 127H13V129ZM37 129L38 128V125H37V127L35 126V127H33L32 129ZM54 128V129H53ZM85 128V127H84ZM86 128H88L87 126H86ZM125 128V129H124ZM133 128V129H132ZM162 128V127H161ZM10 129V128H9ZM31 129V130H32ZM49 129H50V127H49ZM93 129V133L91 132V130ZM102 129V130H101ZM2 130V131H3ZM30 130V129H29ZM80 130V131H79ZM99 130V131H98ZM129 131V130H131L133 133H135L134 134V137L135 136H137V139L136 138H133V136H132V139L131 138H128V139H131L130 141L128 140V139H126V138H124V131ZM2 131H1V134H0V136L2 135V134H4V133H2ZM10 131L12 132V133H10ZM20 131V130H19ZM35 131H37V130H35ZM44 131V132H45ZM99 132V134H98V132ZM131 131H130V133H131ZM148 131H150V132H153V136L155 135L156 137H153V136H151V134L149 135V133H148ZM174 131V132H173ZM17 132V133H16ZM15 132V136H17L18 135V131H16ZM78 132H76V133H78ZM97 132V133H96ZM34 132H32V133H30V134H33ZM43 133V134H42ZM93 135H92V134ZM95 133V134H94ZM123 133V134H122ZM133 133H131L132 135H133ZM174 133V134H173ZM12 136H11V135ZM17 134V135H16ZM45 134V135H44ZM60 134H62V135H59ZM86 134H87V137H88V134H89V137H88V140H87V137H86ZM173 136H172V135ZM36 135V136H37ZM77 135V134H76ZM85 135V136H84ZM149 135V136H148ZM28 136H30V135H28ZM44 136H46V137H48L47 139H43V137ZM51 136V137H50ZM91 136H92V138H91ZM94 136V137H93ZM162 136H163V138H170V139H167L168 141H165V142H161V143H157L159 140H155L156 138L157 139H162ZM165 136V137H164ZM23 137V138H22ZM45 137V138H46ZM77 137H78V139H77ZM80 137V138H79ZM159 137V138H158ZM9 138V139H8ZM19 138V139H20ZM90 138V139H89ZM99 140H98V139ZM165 138V139H166ZM17 139H18V136H17ZM92 139V140H91ZM95 139V140H94ZM153 139H154V141H153ZM164 139V140H165ZM174 139V140H173ZM7 140V141H6ZM22 140V141H23ZM82 141V142H80V144H79V141ZM85 140V141H84ZM97 140H98V142H100V143H98L97 142ZM134 140L136 141L135 142V144L136 145H134L135 146V148H133L134 146H132L133 144L132 143H134ZM7 143H6V142ZM61 141V140H60ZM77 141H78V143H77ZM91 141V142H90ZM95 141V142H94ZM121 141V142H120ZM133 141V142H132ZM3 142V143H2ZM4 142H5V145H4ZM8 142H9V144H10V147H12V148H14V149H11L10 147L7 149L6 147H8ZM43 142V143H42ZM64 142H65V144H64ZM66 142H67V144H68V147H67V144H66ZM94 142V143H93ZM11 143H12V146H11ZM57 145H56V144ZM73 143V144H72ZM88 144V146H87V144ZM93 144L94 146H98V147H95L94 148V146H92L91 144ZM95 143H97V144H95ZM162 143L164 144H166V146H165V144L164 145H162ZM38 144H37V146H38ZM62 144V145H61ZM63 144H64V146H63ZM72 144V145H71ZM102 145H104V146H102V148H101V146ZM32 145V144H31ZM34 145V144H33ZM32 145V146H33ZM55 145V146H54ZM66 145V146H65ZM75 145H77V146H75ZM79 145V146H78ZM27 146H26V149H27ZM34 146H36V145H34ZM33 146V147H34ZM36 146V147H37ZM56 146H58V148H60V149H56L55 150V152H54V149L53 148H55ZM74 147V148H72V147ZM88 148H90V151H89V149H87V147ZM99 146H100V148H99ZM132 146V147H131ZM41 147V148H42ZM63 147H65V149L63 150L62 148ZM105 147V148H104ZM120 147V148H119ZM17 148H19L18 150H17ZM46 148H48L49 149V151L46 149ZM57 148V147H56ZM72 148V149H71ZM113 148V149H112ZM121 149L122 148V150H120V155H118L119 153H116V151H113V153H112V151H110V152H107V151H109V150H114V149ZM165 148H164V150H165ZM62 149V150H61ZM86 149H87V151H86ZM118 149V150H119ZM1 150H2V148H1ZM15 150H17V151H15ZM19 150H22V151H24V153L22 152V151H20V152H18ZM43 150V149H42ZM61 150V151H60ZM92 150H94V151H92ZM64 151V152H63ZM94 152V154H93V156H94V158H93V156L91 155L90 157L92 158L91 160H90V158H84L86 155H90V154H92V152ZM22 152V153H21ZM39 153V156H40V154L41 155H44V158H45V160L42 158L41 159V161H37L35 158V161H36V163L38 162V166H39V164H41V166H42V168L43 169H45V170H42L41 169V166L40 167H38L37 166V164H36V166L38 167H36L35 165H34V163H35V161H34V159L32 160V159H30L29 157L31 156L32 157V154H33V157L35 156L36 158H40V157H37L35 154L36 153ZM84 152V153H83ZM87 152H91V153H88L87 154ZM107 152V153H106ZM47 153V154H46ZM84 155H83V154ZM105 153V154H104ZM109 153V155H107ZM111 153H112V155H111ZM115 153H116V155H115ZM174 153V154H173ZM185 153V152H184ZM86 154V155H85ZM21 157H20V156ZM23 155H24V159L22 158L23 157ZM67 155H69V159H70V161L72 160V159H74L75 158V156H76V158L78 157V159L82 162L83 161V164H81V162H80V164H81V167L79 168V162H77V161H79L78 159H75L73 162L71 161H69L68 160V156ZM74 155V156H73ZM81 156V158H84V159H80L79 157ZM106 155V157L107 156H109L108 158H105V157H103V156H105ZM115 155V156H114ZM166 155V154H165ZM173 156V158H168L169 156ZM25 156H26V159H25ZM52 156V157H51ZM88 156H86V157H88ZM180 156H182V159H183V161H182V159L180 158ZM184 157V158H183ZM19 158H20V160H19ZM27 158H29L28 160H27ZM179 158V159H178ZM22 159H23V161H22ZM53 161H52V160ZM86 159V161L88 162H85L84 160ZM88 159H89V161H88ZM94 159H96V161H97V163L95 164V163H93V161H95ZM26 160V161H25ZM66 160H67V162L69 163V165H67L66 163H64L63 164V166H65V167H63L62 168V166H60V164H59V167L58 166H56L55 167V165H57L58 164V161L61 163V165H62V163L63 162H66ZM116 160H118L117 162H116ZM119 160H120V162H119ZM154 160V161H153ZM185 160V161H184ZM47 162V164H46V162H45V164H43L42 165V162ZM61 161H63V162H61ZM90 161L92 162V163H90ZM98 161H100V164L102 163V162H104V161H111L110 163H108V164H106V165H109V166H105V164H104V166L105 167H109V169H110V165H113V163H114V165L113 166H115L117 163H120V164H122V163H129L130 165H133L134 164V166L136 165V166H140V165H147L148 166V168H145V167H143L144 169V172L143 173H145V174H143V175H145V176H143V178L145 177V179H148V178H146V177H149V179H148V181L147 180H145V179H143V180H145V185H142V186H137L138 184H140V183H138L137 185H133L132 187L135 189V186H137L136 187V189L135 190H137L136 191V193H135V190H133V188H132V191H134L133 193H132V191L129 189V188H131V184L128 186L129 188V191H127V193H126V191L124 192L125 194H127L128 195V197L132 194V196L131 197H129V199H127V196L126 195H122L121 197L119 196L118 197V194L119 195H121L120 194V191H121V189H122V187L125 189V186L126 185H120V186H118V187H121L120 189H115L114 190V194H116L115 192H117V195L116 196H114V194H112L113 193V189L114 188H116V186H114L113 185V181H115V178L117 179L116 181H118L119 179V177H122L123 178V176L125 175V173L124 174H122L121 172H123L121 169H119V166H121L120 164L118 165H116L115 166V168L116 167H118L117 169H119L118 170V173H117V170L116 169H114V167L113 168H111V169H113L112 171H111V169H110V171L107 169H105L106 171H104V169H103V172L101 173H98L99 171H101L100 170V168L99 169H96V168H98V167H96L97 165L99 166V162ZM115 161V162H114ZM122 161V162H121ZM124 161V162H123ZM148 161H150L151 163H152V165H151V163H149ZM179 161V162H178ZM33 162V163H32ZM51 162L53 163V166L55 167V168H53V172H55L54 170H56V175L54 176V174L52 173V165H51ZM55 162L57 163V164H55ZM183 162V163H182ZM15 163V164H14ZM30 163V166L28 165ZM105 163V162H104ZM112 163V164H111ZM116 163V164H115ZM149 163V164H148ZM177 163H179L178 165H176ZM195 163V162H194ZM17 164H21V165H25L26 164V166H24V168L25 167H27V170H25L24 171V169H21L20 167L21 166H19V165H17ZM55 164V165H54ZM71 164H73V168L71 167L72 165ZM75 164H77L76 166H75ZM188 164V165H187ZM31 165L33 166H35V168H37V172L41 175V176H39L38 175V173L35 175V174H33L34 172H36V170H35V168L34 167H32L31 168ZM48 166V167H46V166ZM96 165V166H95ZM123 165V164H122ZM153 167H151V166ZM183 165H185V166H183ZM75 166V167H74ZM88 167V168H84V167ZM94 167V170L92 169V168H90V167ZM102 166V167H101ZM103 165H100L99 167H101V168H105ZM138 166V167H139ZM173 166H174V168H173ZM178 166V167H177ZM181 166V167H180ZM23 167V166H22ZM28 167H30L31 169L30 170H28ZM45 167V168H44ZM62 169H61V168ZM66 167H67V169L68 168H72V169H70V171L72 170V174H73V172L74 173H77V174H75V175H78V176H73L71 173H69V171L67 172V169H66ZM172 167V168H171ZM176 167H177V170H176ZM60 168V169H59ZM74 168H76V170L74 171ZM77 168H79V169H77ZM83 168V169H82ZM140 168H142L141 166H140ZM178 168H179V170H178ZM22 170V172H19L20 170ZM26 169V168H25ZM34 170L33 171V173H32V175L37 179V181H36V179L34 178L33 179V176H31V175H29V172H32L31 170ZM48 169H49V171H48ZM57 169H59V170H61V171H58L57 172ZM66 169V170H65ZM90 169V170H89ZM65 170V171H64ZM82 170V171H81ZM84 170H85V172H84ZM88 170V171H87ZM115 170V171H114ZM42 171V172H41ZM51 171V175H50V172ZM79 171H80V173H79ZM92 171H94L93 173H92ZM121 171V172H120ZM23 172H25L26 173V176H27V173H28V176H29V178H30V176L32 177V180L33 181H31V180H28L27 179V177H25V173H24V175H22L23 176V179H22V176H21V173H23ZM64 172V173H63ZM81 172H83V173H81ZM87 172H91L90 174L89 173H87ZM109 172H112V173H109ZM120 172V173H119ZM179 172V173H178ZM47 173V174H46ZM57 173H59V174H57ZM66 174V173H69V174H67V178H66V175H64V177L63 176H61V175H63V174ZM108 173H109V176H111L112 174V176H111V178H110V180L111 179H113V181L111 182V181H109V179H107V180H105V174H107L108 175ZM31 174V173H30ZM82 174V175H81ZM86 174V175H85ZM45 175H50V177H52V178H55V177H58L59 178V180L61 179V183H58L57 181H58V178H57V181L55 182V180H56V178L55 179H52V178H49V177H47L46 178V176ZM70 175H72V177H76V179H70ZM81 175V176H80ZM94 175L95 176H98L97 177V179H99V177H100V180H99V183H98V181L96 182V184H101V186H102V182H103V184L105 183V181H107V183L109 182V183H112L111 185H113L114 186V188H113V186H111V188L108 190V199L110 200V202H111V200L113 201V202H119L120 203V205H119V203L118 204H113V202L112 203H110L109 201H106V202H101V205L100 204H97V202H98V200L100 199V201H103V196H102V198L100 197L101 196V194L103 193V191H100L101 189H102V187H100V185H99V187L101 188H99L96 184H95V182H93V180L95 181V179H93V177H94ZM21 176V178H19ZM37 176V177H36ZM60 176V177H59ZM81 178H80V177ZM87 176H90V177H92V178H89V177H87V179H86V177ZM113 176H114V178H113ZM25 177V178H24ZM40 177H41V181H40ZM62 177H63V180H64V178L65 179H69L68 181H63L62 180ZM69 177V178H68ZM84 177V178H83ZM103 177V178H102ZM108 176H106V178H107ZM151 177V178H150ZM18 178L19 179H21V180H18ZM42 178L43 179H46V180H44V183H45V181H48V179H49V182H55L53 185H51V183H47V184H42ZM77 178H80V180H82V181H80L79 182V184H78V180L79 179H77ZM101 178L102 179H104V180H101ZM178 178H179V181H178ZM27 179V180H26ZM92 179V180H91ZM121 179V178H120ZM24 180H25V182H24ZM34 180L36 181V183L34 182ZM39 180V181H38ZM70 180H71V184H70ZM76 180V181H75ZM87 182H86V181ZM152 180V181H151ZM26 181L28 182V183H26ZM29 181H31V182H33V183H35V184H31V182H29ZM102 181V182H101ZM187 181V182H186ZM224 181V180H223ZM225 181L227 182L228 180L227 179H225ZM13 182V183H12ZM18 182H20V183H18ZM60 182V181H59ZM68 182H69V184H68ZM92 182V183H91ZM155 182H156V184H155ZM174 182H177V183H174ZM12 183V184H11ZM18 183V184H17ZM25 183L27 184V185H32V186H29V188H27L26 189V187L27 186H25ZM84 183H86V184H84ZM106 183V184H107ZM143 183V182H142ZM141 183V184H142ZM161 185H160V184ZM174 183V184H173ZM73 184V186H75L76 188H78V190L76 189V188H74L73 186H71ZM75 184V185H74ZM88 184V185H87ZM89 184H95V188L93 187V186H90ZM115 184V183H114ZM144 184V183H143ZM146 184H147V187H146ZM149 184V185H148ZM159 186H158V185ZM180 184V186H178ZM22 185V186H21ZM34 185V186H33ZM71 186V189H76V191L74 192V190L72 191V192H74V194L71 192V190H69V188L70 187H68V186ZM77 185L79 186V187H77ZM110 185V184H109ZM19 186V187H18ZM84 186V187H83ZM92 187V188H89V187ZM126 186V187H127ZM17 187V188H16ZM87 187H88V189H87ZM97 187H98V189L99 190H97ZM140 187V188H139ZM144 187V188H143ZM151 187V188H150ZM160 187V188H159ZM171 187H172V189H171ZM175 187H178L179 189V191H182V193L184 194V197H181V198H174L173 199V193H172V190H174L175 189ZM193 187V188H192ZM16 188V189H15ZM83 188V189H82ZM142 188V189H141ZM22 189V190H21ZM24 189V190H23ZM28 189L30 190L28 193H27V191H28ZM87 189V190H86ZM90 189V190H89ZM94 189V190H93ZM145 189V190H144ZM185 189V190H184ZM188 189V190H187ZM195 189V190H194ZM18 190V191H17ZM21 190V191H20ZM27 190V191H26ZM68 190V192L70 193V194H72V195H70L73 199H70V200H66V198L67 199H69L68 198V192H66ZM81 190H83V191H81ZM98 192H97V191ZM111 190V191H110ZM119 190V191H118ZM127 190V189H126ZM142 190V191H141ZM18 192V194H16L17 192ZM24 191H26V192H24ZM41 191H45L46 193H45V195L43 196V194L42 193H40V194H42V195H38V193L39 192H41ZM89 191H90V194H88L89 193ZM91 191H93V192H91ZM94 191H96L95 193H99V197H98V195L96 196L97 198H95V197H93V193H94ZM101 193H100V192ZM124 191V190H123ZM164 191V192H163ZM171 191V192H170ZM193 191V192H192ZM31 192H33V193H31ZM36 192V193H35ZM67 193V195H66V193ZM77 192V193H76ZM111 192V193H110ZM119 192V193H118ZM128 192H129V194H128ZM156 192V193H155ZM19 193H27L28 195L30 194V198H27V199H31L32 197L33 198H35V196H34V194H36V195H38V197L39 198H37V199H39V204L38 203H36V206H32V204H34L33 202H36L34 199H31V201L29 202V203H27V201H25V202H23L22 201V199H20V196H21V194H19ZM76 193V194H75ZM94 193V194H95ZM121 193L122 194H124L122 191H121ZM135 193V194H134ZM192 195H191V194ZM213 194L214 193V195H217V194H220L221 193V191L219 190V192L218 191H215V192H210V194ZM16 194V195H15ZM64 194L66 195V197H64ZM110 194H112L113 195V197L115 198L116 197V199L117 198H123L124 200H122L121 201V199L118 201V200H116V201H114L113 200V198L111 197L112 195H110ZM135 196H134V195ZM163 194V195H162ZM204 195L206 194V191L203 193ZM203 194H202V197H203ZM73 195H74V197H73ZM76 195V196H75ZM103 195V194H102ZM156 195H159V196H161L162 195V197L161 198H159V196L157 197V198H159V199H156V200H158V201H156V200H154L156 203L155 204H153L152 205V203H154V202H152L151 203V201L154 199L153 197L154 196H156ZM166 195H168V196H166ZM43 196V197H42ZM84 196H85V198H84ZM95 196V195H94ZM110 196V197H109ZM124 196H126V197H124ZM25 197H26V195H25ZM28 197V196H27ZM60 197V198H59ZM15 198L16 199H18V200H15ZM54 198V199H53ZM84 198V199H83ZM89 198V199H88ZM94 199L95 201H97V202H95V204L93 203L94 201H91L92 199ZM111 198V199H110ZM132 198L134 199V201L136 202V201H139L140 199H142V200H145L146 202H148L146 205H149V203H151L150 204V206H153L154 207V205H155V208L157 207L158 209H159V211H157L156 212V214L155 213H149V217H152L151 218V222L150 223H148V229H151V230H153V232H154V234H155V236L153 237V238H151L149 241H148V243L147 244H145V240L146 239H144V233H143V231H141V230H136V228H137V226H138V224H139V221H138V223H137V225H134V224H136L135 222H132V220H130V219H128V221H126V222H124V223H122L123 225L126 223L127 225H129V226H132L131 228L129 227V228H122L121 229V231H122V233L120 232V234H119V232L117 233V236H115L116 237V239H114V241L113 242H111L110 244H109V246H104V247H102L101 245L103 244L102 242H103V238L101 239V237L104 235V234H107L110 230V228H112V227H110V223L112 222V220H114V221H116L118 218H116V217H119V213H120V211L121 210H123V212H121V214H123V213H126V212H124V211H126V208L128 209V208H130L129 206L127 207V205H129L130 204V206L131 205H134V204H132L134 201L132 200ZM147 198V199H146ZM199 199V202H200V200L203 202V205H202V203L200 202V203H198V199ZM88 199V201H86ZM161 199H163V200H161ZM130 200H132V201H130ZM182 200V201H181ZM197 200V201H196ZM16 201H18V202H16ZM22 201V203H26V205H22V203H21V205L20 204H18V203H20ZM33 201V202H32ZM38 201V200H37ZM92 202V204L90 203V202ZM123 201L124 202H126V203H128V204H126V205H124L123 206ZM205 201H206V203H209V204H211L210 206L207 204L206 205V203H205ZM87 202H88V204H87ZM9 203H11V204H9ZM12 203H13V205H12ZM108 203V204H107ZM142 203V202H141ZM143 203H144V201H143ZM167 203V204H166ZM229 203V204H228ZM18 204V205H17ZM38 204V205H37ZM86 204V205H85ZM89 204H91L90 206H88ZM94 204V205H93ZM97 204V205H96ZM109 205V210L110 211H112V215H111V213H110V211H107L108 213H109V215H108V217H107V213H104L103 211H105L106 209L105 208H107L108 206L107 205ZM138 205V204H140V202H136L135 203V205ZM205 204V205H204ZM10 205V206H9ZM35 205V204H34ZM39 205H41V206H39ZM83 205L84 206H86V207H84L83 208V210L85 211V212H87V214H84V216L82 215L81 216V213L82 212H84V211H82V207H83ZM96 205V206H95ZM98 205H100L101 207L103 206V205H106L105 207L103 206L102 207V210L103 209H105V210H100L101 209V207H100V209L99 208H97L98 207ZM113 205V206H112ZM116 205V206H115ZM122 205V206H121ZM160 205V206H159ZM185 205V206H184ZM192 205V206H191ZM193 205H194V207H193ZM201 207H200V206ZM224 205H226L227 206V208H226V206H225V208L223 207ZM15 206V207H17L18 208V210H16L17 208H13V207ZM95 206V207H94ZM118 206V207H117ZM126 206V207H125ZM164 206V207H163ZM203 206V207H202ZM228 206H229V208H228ZM7 207H10V209L9 208H7ZM12 207V208H11ZM37 207H39V208H37ZM44 207V208H43ZM88 207H90L89 208V210H91V211H86V210H88ZM114 207H115V209H114ZM117 207V208H116ZM123 207V209H121ZM125 207V208H124ZM198 207H199V209H198ZM208 207V208H207ZM209 207H211V209H209ZM213 207V208H212ZM233 209H232V208ZM31 208H33L32 210H31ZM42 208H43V210L44 211H42ZM93 208H95V209H93ZM118 208H120V209H118ZM223 208V209H222ZM13 209V210H12ZM15 209V210H14ZM24 209H26V210H28L29 211V213L30 214H32L31 212L33 211L34 213L32 214V215H30L26 210H24ZM34 209H35V211H34ZM39 209H41V211L39 210ZM93 209V210H92ZM203 209V210H202ZM211 211V212H209V210ZM232 209V210H231ZM8 210V211H7ZM38 210V211H37ZM95 210V215H97L98 214V218H100V219H97V220H95L94 218L96 217L97 218V216H93L94 215V212H92V211H94ZM108 210V209H107ZM120 210V211H119ZM213 210H214V214H213ZM218 210H219V214H220V216H217V215H219V214H217L218 213ZM223 210H225V211H223ZM11 211V212H10ZM15 211V212H14ZM17 211V212H16ZM26 211V212H25ZM31 211V212H30ZM82 211V212H81ZM96 211H97V213H96ZM100 211H102L103 212V214H102V212H100ZM199 211V212H198ZM200 211H202V212H200ZM222 211V212H221ZM10 212V213H9ZM38 212V214H36ZM42 213V212H44V214L42 213V215L39 217V213ZM106 212V211H105ZM167 212V213H166ZM193 214H192V213ZM216 212V213H215ZM26 213H28L29 215H26ZM89 213V214H88ZM91 213H93V214H91ZM194 213H196V214H194ZM200 213V214H199ZM223 213V215H221ZM115 214V216H113ZM214 216H213V215ZM225 214H227V216L225 215ZM9 215H11L10 217H9ZM19 215V216H18ZM106 215V216H105ZM118 215V216H117ZM124 216H126L127 215V213L126 214H123ZM201 215V216H200ZM206 215V216H205ZM216 215V216H215ZM224 215H225V218H227V220L230 218V222H231V224L232 225H229V224H227L226 222H227V220H225V218H223L224 217ZM228 215H229V217H228ZM91 216V217H90ZM93 216V217H92ZM101 216V217H100ZM111 216L113 217V218H111ZM122 216V215H121ZM195 216V217H194ZM196 216H198V217H196ZM102 217H106V218H102ZM190 217V218H189ZM215 217V218H214ZM221 217L223 218V220L221 219ZM115 218V219H114ZM121 218V217H120ZM124 218V217H123ZM154 218H156V219H154ZM193 218V219H192ZM207 218H209V221H208V219ZM216 218H218V220L219 221H221V222H225L224 223V225H222V226H225L226 224L228 225V226H225L223 229L224 230H228L227 229V227H230L231 226V229L229 230V232L232 230H235L236 228L238 229H236V233H235V231H234V233H235V235L237 234V231H238V233H239V235H241V237L243 238V240H242V238L241 237H239V235H236L234 238L236 239L235 240V243H231V244H234V246H235V244H237V243H240L241 245H243V246H241L240 248H242L243 250L245 249V251L243 252V250H242V254H241V249H239L238 248V246L240 245H237L236 247L238 248V250H240V252L238 251V250H236L235 249V252L233 251L234 249H233V245H232V247H230V248H232L233 250L232 251H230L229 252V250H227V248L228 247H226L225 245H221L222 246V248H221V246L220 245H218V243H221V244H223L222 243V241H223V239H222V237H220V235H218V233L217 234H214L215 232H216V230H214V229H211L216 223H217V219ZM91 219H93V220H95V221H97L96 222V224H98L99 223V225H97L98 226V229H99V231H100V229H101V234H102V236H101V234L97 231V237H99L98 235H100L101 237H100V239L102 240V242L100 243L101 245V247H102V249H103V251L101 250L100 251V249L99 248H96V249H99V251H97V252H94L93 253V250H92V248H91V244L93 243H89L88 241H90L91 239V237L90 236H92L93 234H90V231L89 230H91V229H89V225L86 227V225L87 224H90V227H91V225L95 222V221H93V223H92V220ZM105 219V220H104ZM112 219V220H111ZM197 219V220H196ZM200 220V223H201V221H202V223L200 224L199 223V220ZM221 219V220H220ZM105 221L107 224H105L104 222V226H105V229H107V226L108 227H110L108 230H105L104 229V227L102 228V226H101V224H100V221ZM130 220V221H129ZM204 220H206V221H204ZM216 220V221H215ZM99 221V222H98ZM114 221H113V224H111V225H114L115 223H114ZM130 222H131V224H130ZM230 222H228V223H230ZM238 222H239V224L240 225H238ZM134 223V224H133ZM204 223H205V225H207V226H205L204 225ZM125 224V226L124 227H126L127 225ZM214 224V225H213ZM107 225V226H106ZM204 225V226H203ZM86 227V228H84V227ZM135 226V227H134ZM211 226V227H210ZM240 226L242 227V228H240ZM72 227V228H71ZM128 227V226H127ZM210 227V228H209ZM232 227H234V229L232 228ZM135 228V229H134ZM226 228V229H225ZM245 228V227H244ZM88 229V230H87ZM125 229V230H124ZM133 229V230H132ZM82 230V231H81ZM87 231L88 232V234L87 233H83V231ZM132 230V231H131ZM134 230H136V231H134ZM208 230V233L206 232ZM214 230V231H213ZM242 232H240V231ZM103 231V232H102ZM130 231H131V233H130ZM210 231V232H209ZM231 231V232H232ZM73 232V233H72ZM91 232H92V230H91ZM135 232V233H134ZM142 232V233H141ZM211 232H213V233H211ZM230 232V233H231ZM82 233L83 234H85V237H86V239H85V237H84V235H82ZM132 233H134V235H132ZM203 233H205V234H203ZM233 232H232V234H234ZM124 234H128L127 236H125L124 237ZM135 234L137 235V236H135ZM141 234H143V235H141ZM242 234H244V236L242 235ZM79 235V236H78ZM89 235V236H88ZM65 236H67V237H65ZM79 237L78 239L80 240V237H82L83 238V240L84 241H87V244L89 243L90 245H88L89 246V253L91 254L92 253V255H94V256H89L90 254L88 253V252H84L83 253V251H85V249L83 250V248H86V245H84V241L81 239L80 241H76V239H77V237ZM88 236V237H87ZM123 236V237H122ZM132 236H135L134 238H132ZM143 236V237H142ZM202 236V237H201ZM217 236H219V237H217ZM240 238L239 240H238V242H237V239H238V237ZM72 237V238H71ZM76 237V238H75ZM140 237V239L138 240V238ZM65 238V239H64ZM72 239L71 240V243H70V240H67V239ZM88 238V239H87ZM121 239V242H120V239ZM130 238H132L133 240L134 239H136L137 238V240H136V242H135V240L134 241H132V239H130ZM220 238V239H219ZM127 240V242L126 241H124V240ZM216 239V240H215ZM65 242H64V241ZM98 240H99V238H98ZM119 240V241H118ZM248 240V238L246 239V241ZM53 243H52V242ZM62 241V242H61ZM67 241V242H66ZM69 241V242H68ZM73 241V242H72ZM81 241H83V242H81ZM100 241V240H99ZM212 241H216L215 243L218 245H216V244H213V242ZM241 241V242H240ZM49 242H51L50 244H49ZM91 242V241H90ZM122 242H126V244L124 245V243H122ZM134 242V243H133ZM211 242V243H210ZM76 243H78L79 245H81L82 247H79V248H81L82 249V251H80V249L78 250L77 249V252H75L76 251V249L75 248H77L76 246H75V244ZM99 243V242H98ZM115 245H114V244ZM120 243V245H118V244ZM121 243L123 244V246H124V248H120V247H122L121 246ZM179 243V244H178ZM86 244V243H85ZM107 244V243H106ZM106 244H104V245H106ZM212 244V245H211ZM231 244H230V246H231ZM61 245V246H60ZM65 245H66V247H65ZM70 245V246H69ZM79 245H77V246H79ZM83 245L85 246V247H83ZM116 245H117V248H116ZM211 245V246H210ZM28 246V248L29 249H27L26 247ZM29 246H33L32 248L31 247H29ZM48 246V247H47ZM53 247V246H56V247H53V248H51L50 249V247ZM63 246V247H62ZM98 247H99V245H97ZM119 246V247H118ZM210 246V247H209ZM213 246V247H212ZM58 247H60L59 249H58ZM69 247V248H68ZM72 249H71V248ZM108 247V248H107ZM244 247V248H243ZM25 248H26V250H25ZM54 248L56 249V250H54ZM125 248H126V251H125ZM214 248H216V254H215V252H213V251H215V249ZM32 249H33V251H32ZM68 249V250H67ZM69 249H71V251H69ZM75 249V250H74ZM115 249L117 250V253H116V251H115ZM123 249H124V251H125V253H124V251H123ZM212 249H213V251H212ZM217 249H219V250H217ZM221 249V250H220ZM50 250V252L51 253H49L48 251ZM53 250V251H52ZM72 250H74L73 252L75 253V255L73 254V252H72ZM111 250V251H110ZM119 250H121V251H119ZM129 250V251H128ZM29 253H28V252ZM57 251V252H56ZM86 251H87V249H86ZM115 251V252H114ZM128 251V252H127ZM208 251H211V253L210 252H208ZM220 251H223L222 253L220 252ZM59 252H61V255L60 256H58L60 253ZM64 252V253H63ZM68 252V253H67ZM98 252H100V254H101V252H105V253H109V257L107 256V257H104L103 255L102 256H100L99 254H98ZM111 252V253H110ZM118 252H120L119 254H118ZM167 252H170V253H167ZM232 252V253H231ZM237 252L239 253V255L237 254ZM48 253H49V256H47L48 255ZM56 254L55 256H54V254ZM57 253H59L58 255H57ZM70 253H71V255H70ZM86 254V255H83V254ZM95 253H97V254H95ZM105 253H102V254H105ZM117 255H116V254ZM122 253H123V255H122ZM208 253V254H207ZM215 254V257H214V254ZM243 253L245 254V257H244V259H243V257H240V256H242L243 255ZM53 256H52V255ZM68 254L70 255L69 257H68ZM76 254H77V256H79V258H81V259H78V257L76 256ZM129 254V255H128ZM151 254V255H150ZM154 256H153V255ZM164 254H166V255H164ZM167 254H169L168 255V257H167ZM202 254V255H201ZM207 254V255H206ZM212 254V255H211ZM217 254H218V256H217ZM224 254H226L225 256H223ZM234 256H233V255ZM241 254V255H240ZM47 257H49L50 258V263H48V259L49 258H47ZM63 255H66V257L64 258V256ZM74 255V256H73ZM105 255H107V254H105ZM155 255H157V256H155ZM211 255V256H210ZM220 255H222V256H220ZM46 258H45V257ZM73 256V257H72ZM85 256H87V258H88V260H86V258H85ZM152 256V257H151ZM160 256V257H159ZM166 256V257H165ZM195 256L199 259V260H196L197 258H195ZM201 256V257H200ZM219 256L220 257H222V258H219ZM231 256H233L234 258V260L232 259V257ZM244 256V255H243ZM55 259H54V258ZM150 257V258H149ZM188 257V258H187ZM193 257V258H192ZM200 257V258H199ZM206 258L205 260H204V258ZM215 259H214V258ZM217 257H218V259L219 260H217ZM237 257H238V261H236L237 260ZM240 257V258H239ZM53 258V259H52ZM57 258V259H56ZM95 258V257H94ZM103 258H105V259H103ZM110 258H111V260H113V261H111L110 260ZM113 258V259H112ZM154 258V259H153ZM208 258V259H207ZM216 261H214L213 259ZM224 258H226V259H224ZM229 258V259H228ZM43 259V260H42ZM83 259V260H82ZM130 259V260H129ZM156 259H157V261H156ZM201 259H203V261L201 260ZM211 259V260H210ZM223 259H224V261H223ZM42 260V261H41ZM53 260H55V261H53ZM64 262H63V261ZM65 260H67V261H65ZM75 260V261H74ZM78 260V261H77ZM79 260H81L80 262H79ZM104 260H106V261H104ZM188 260H189V262H188ZM194 260V261H193ZM210 260V262H206V261H209ZM59 261V262H58ZM98 261H99V263H98ZM110 261H111V263H110ZM164 261H166V262H164ZM232 261V262H231ZM70 262V263H69ZM102 262H104V263H102ZM150 262V263H151ZM156 263H154V264H156ZM219 263V264H220ZM152 264V263H151ZM158 264V263H157ZM251 264H253V262H251Z\"/></svg>", "mask_w": 264, "mask_h": 264}, {"label": "bare ground", "instance_id": "obj_2", "mask_svg": "<svg viewBox=\"0 0 264 264\" xmlns=\"http://www.w3.org/2000/svg\"><path fill=\"white\" fill-rule=\"evenodd\" d=\"M61 2H62V0H60ZM66 2H68V0H65ZM65 1L64 2H60L59 3V1H57V0H47V3H50V4H47L46 3V1H44V0H0V126H2V127H4V128H2V127H0V134H1V131L4 129H7L8 127H6V126H8V125H5V124H3L2 122H6V123H8L10 126H9V128H8V130H13V132H14V130H16V131H18V139H17V136H15V132L11 135L13 138L14 137H16V138H14V140H17L16 141V143H14L15 141L13 140V139H11L10 138V136H9V131H7V130H5V131H7V133H8V136H9V138L11 139V141L13 140L14 142H13V144H14V146H12V143H11V146L12 147H14V148H16V147H18L17 145H15V144H17V142H19L18 140H21L20 142H23V144L22 145H25L24 147H20V142H19V147H20V149H23V148H25L24 150H25V153H24V151H22V150H19L18 152H20V151H22L25 155H27V153L29 154V155H31V152H30V150H28V146L30 147V149H38V147L39 146H41L40 145V141L41 140H39V138H38V136L39 135H37L36 133L38 132V130L40 129V135H41V131H42V129H43V127H44V125L45 124H48V128H45V130L47 129V130H51V126L50 125H52L51 124V121L50 120H52V119H48L47 120V122L48 123H45V124H43L44 122H42L43 120V116H40L39 118L41 119H39L37 116H39V115H43V113H42V111H41V113L39 112V114L38 115H36L38 112H37V108H38V105H39V107L41 106L39 103H37V102H40L41 101V99L40 100H38L39 98H38V96H37V99L36 98H34V97H36V93H33V92H31V90H34V88H36L35 87V85L34 84H36V83H38V85H39V83L40 84H42V83H44V82H42L41 83V81L40 80H38V78L36 79V78H32L31 76H29L28 77V75L26 76V74H24V72H22L19 68L21 67L22 68V66H23V68L26 70V68H29V67H27V66H25L24 67V65L26 64H28V65H30L28 62H29V59H31L30 57V55L27 53L28 52V48H30L29 49V51L31 50V55H33V53H32V48H33V50H34V58H36V56L38 55V57H39V55H43L42 56V58L44 57V56H46V59H45V61H48V59H47V57H48V55H49V53H48V51H54L51 47H52V45L50 46V43L51 44H53L54 42L52 41V39L54 40L55 38H53V36L52 35H54V32L55 31H52V34H51V36H50V34L49 33H47V31H45V30H47L48 28L47 27H49L50 25L52 26H50V28H49V32H51V30H55L56 29V33L58 34L59 32H60V35L58 34V35H56V36H59L58 38V40L60 41H62V43H60V42H58V40H57V42L59 43H55V46H59L60 44L62 45L63 43H65L66 45H67V43H66V41H69V45H65L66 47H63V50L62 49H58V50H60V52H61V54L59 55V56H62L63 57V61L64 60H67L70 64H67L66 65V61H62L63 62V64L62 65H64V66H61V64H60V62L59 63H57V64H59V65H57L56 63V65L54 64L52 67H54V69L56 68L55 66H57V71H55V72H57L56 74H55V72H54V70L52 69L51 71H53L54 72V75H58V72L60 73V71L58 70V69H62L63 68V70H61V71H66V72H63V73H67L68 72V74L70 73V78L72 79V76L74 75V80H76L78 77L79 78H81L82 79V77H85L86 78V76L88 77L89 75L88 74H90V73H86L87 75L85 76V75H83L82 73H81V75H82V77H81V75H80V73H79V75L80 76H78V74H77V78H76V76H75V74H76V72L78 73V72H82V70L83 69H86V67L84 66V65H87L89 62H91L93 59H90V60H88L89 58H91V55H90V57H89V53H88V59H86V61L88 60V62L86 63V61L83 63L84 65V67L83 66H81L82 65V60H79V58L78 57H80V55L77 53V51H79V50H77L79 47H81V44L80 45H78L77 46V44L78 43H76V42H79L80 41V43H82V45H84V46H86L85 45V43L87 44V42H86V37L89 35L88 33V31L87 30H85V33H87V34H83V36H82V34L80 35L81 37H79V33L78 34H76L77 32L75 31V33L73 32L74 31V29H73V27H71V31H72V36H73V34H76V35H74V37H72V39H75L76 41H74V40H72L71 39V37H70V34H68L69 32H70V30H69V32L67 33V31L68 30H65L64 31V33L68 36V37H70V39L66 36V35H64V33L63 34H61V32L62 31H60V30H62V29H66L65 27H68L70 24H72V23H74L75 21V23H77L78 21V23L79 24H82L84 21H87V18H86V20H83V21H81V19L80 18H75L74 19V22H73V20L69 23V20H71L70 18H68V16L66 17V18H64V19H67L68 20V23H69V25L67 26V21L66 20H63V17H62V14L65 12V11H68V12H70L71 11V9H70V7H72L73 6V11L75 12L76 10H77V8H76V10H74L75 8H74V6L78 3L77 1L78 0H74L72 3H73V5H71L70 7H69V5L71 4H69L68 5V3H65ZM69 1H71V0H69ZM82 1V0H81ZM81 1L79 2V3H81ZM87 0H85L84 2H86ZM88 1H90V0H88ZM143 3H145L146 5H148V4H150V2H156V3H158L160 6H162L164 9H165V12H166V14H167V17H168V19L167 20H170L171 21V24L173 23V25L178 29H176L177 30V32L179 33V35H180V39H185V41L184 42H186L187 44H189V46H187V48H188V50H187V52L189 51V52H191V51H195V54H194V61H195V63H194V65H196L194 68V70H192V71H190V70H187V66H189V63L191 62L190 60H189V56L187 57L185 54L184 55H182V57H184V61L185 62H183L182 61V64H184V65H182L183 67H186V69H184V70H186L185 71V73H181V72H177L176 71V73H175V75H170V77H171V79H172V77H173V79L171 80V82H169L168 81V83L166 82H163L165 79H167L168 80V78H170V77H168L169 75H167V77L165 78V79H163V80H161L162 82H163V84H161V85H163L162 87H168V86H170V85H176L175 87H177V89H179V91H177V92H175V93H173V92H170L169 94H172V97H168V96H163V97H158V96H161V95H151V97H150V99L151 98H154V96H156V98L153 100L154 101V103L153 102H151L150 103V106L148 105V110L149 111H151V106H153V105H155V106H159L158 107V111H159V113H161L162 115H160V116H164V115H166V113L170 110V109H172V106H171V103H170V100L172 101V102H174L173 101V98H175L174 100H175V102L173 103V104H178V106L177 105H174V107L173 108H176L177 110H179L180 108L179 107H181V111H182V108L184 107L183 105H184V99H183V104H182V106L179 104V103H182V102H180V100H182V97L184 96H182L181 97V95L183 94H181L180 96H179V93H180V91H182V89H184V90H186L187 89V87H189V85L192 87L193 85L191 84V82L192 83H194V84H196V82H198L199 81V83L201 82L202 83V77H203V75H208V74H211L213 71H214V68L215 69H222V71H223V73H222V75H221V79H219L218 81H217V83H216V86L218 87V88H220L221 89V93L220 94H218L217 93V97H215L216 99H213L212 101H210V103H208V102H206V103H208L209 105H210V107L208 108V109H204V111L202 110V112L201 113H199V114H197V113H195L194 111V113H195V116H194V118H192L191 120H188L187 121V119H186V124H184L183 126H181V128H179L180 130H178L177 129V131H179L178 132V134L177 135H175L174 133V136L175 137H172V138H174V139H176L177 137L179 138V136H181L183 139V141H182V143L181 144H178V145H173L172 143H170V142H172V141H168L167 139H170V138H166L165 136V138H163V136H162V139L160 140V139H155V140H159L157 143H161L162 141L163 142H165V141H168L166 144H167V146H166V144H165V146L167 147V149L165 148V150H164V148H163V151H166V152H162V153H164V154H162V157L159 159V161L157 162V160L158 159H154V160H156V162H154L153 164H155L154 166L152 165V163L150 162V161H148L149 163H151V165L154 167V169H155V166H156V168L158 169V170H160L161 168H163V169H165L166 170V168H168L167 167V165L166 164H168V163H166V162H168V161H166L167 159H166V156H167V154H168V151H169V153L171 152V151H174V152H177V156L180 154L179 153V151H183V153H181V155L182 154H184V156H185V160L189 163L190 162V164H191V162H193V165L191 164V166H185V165H183V166H185V167H183V168H181L182 169V171L180 170V174H182L183 173V175H181V177L180 176H178L179 178H180V180H188L189 181V183H191V185H195V189H196V185H198L197 186V190H196V192L198 193V196H194V198H193V200L195 199V197H199L200 196V192L201 191H206V194L204 195L203 193V197H202V194H201V197L200 198H202V201H204L203 200V198H205L206 196V199H207V201L209 200L211 203H212V206H213V204L215 205V206H213L214 208L216 207V205L218 204V206H217V208H215L214 210L215 211H217L216 209H218L219 207H220V203H227V202H229V203H231L232 204V207L234 208V210L233 211H236L235 212V214H237V216H238V218H240L239 220L241 221L240 223H241V226L243 227H241L240 226V228H242V229H245L244 231L248 234V235H250V237L248 236V237H246V239L248 238V240L246 241V239H245V241L244 242H242L241 244H243V243H245V246H246V243H247V247H249V248H247L246 249V251H247V256L249 257V259H251L252 261H249V263L251 264V262H253V264H264V0H141ZM56 2H58V3H56ZM94 2V1H93ZM125 2V1H124ZM55 3V4H54ZM63 3L65 4V5H63ZM74 3H76V4H74ZM78 3V4H79ZM82 3H83V1H82ZM55 6H54V5ZM57 4V5H56ZM60 4H62V6H61V8L59 9L58 8V5H60ZM78 4L76 5L77 7H78ZM92 4V3H91ZM53 5V6H52ZM80 5V8L78 9V10H80V12L82 11V7L84 8V6H85V8L86 9H89L88 7H89V5H88V7H87V5H82L81 6V4H79ZM93 5H94V3H93ZM119 5V4H118ZM92 5H90V7H91ZM129 6H131V5H129ZM137 6V5H136ZM60 7V6H59ZM94 6H92L91 7V10H88L89 11V13H88V15L90 14V12H91V14L90 15H93L92 13L93 12H95L96 13V11H97V13H98V16H100L99 15V11L98 10H95V7H96V5H95V7H94V10L92 9ZM131 7H133V5L131 6ZM135 7V6H134ZM136 8V7H135ZM138 8H140V7H138ZM33 9V10H32ZM97 9V8H96ZM98 9H99V7H98ZM100 9H102V8H100ZM84 10V9H83ZM93 10V11H92ZM130 10V9H129ZM33 11V12H32ZM34 11H35V13H34ZM49 11H51V12H49ZM62 11H64V12H62ZM86 11V10H85ZM136 11V10H135ZM137 11H140V10H137ZM29 12H31V13H29ZM62 12V13H61ZM79 11H78V13H80ZM84 12V11H83ZM87 12V11H86ZM101 12V11H100ZM61 13V14H60ZM66 13V12H65ZM65 13H64V15H65ZM85 13V12H84ZM97 13L96 14H94V15H97ZM46 14V15H45ZM68 13H66V15H67ZM71 14L72 15H74V13H72V11H71ZM81 15L83 14V13H80ZM80 14H75V16L76 15H79L80 16ZM86 14V13H85ZM65 15V16H66ZM70 15V14H69ZM84 15V14H83ZM89 15V16H90ZM35 16H39L37 19H39V20H41V21H43V22H41L40 21V23H42V24H46L47 25V27H45V26H43L42 27V25H41V28H40V24H39V28L38 29H41V30H44L43 31V36H47V34H49V36H50V40H51V42H50V40L48 39V42L46 41L47 40V38L49 37V36H47L46 37V40L43 38V36H42V40H44V42L46 43V44H48L49 42V46L48 45H43L42 46V44H44V42L42 43L41 41L39 42V40L40 39H38V37H39V35H41V33L38 31V32H36V27L37 26H34V25H38L37 24V22H39V20H37L36 22H34L33 23V20H36V18H35ZM71 16V15H70ZM86 15H84V17H85ZM49 17L51 18L50 20H49ZM35 18V19H34ZM49 20V22L51 21V24L49 25V24H47V21ZM84 19V18H83ZM88 19H91V18H88ZM93 19H95V18H93ZM93 19H92V21H93ZM99 19V18H98ZM47 20V21H46ZM97 20V19H96ZM116 20H117V17H116ZM66 21V22H65ZM81 21V22H80ZM89 21V20H88ZM98 21V20H97ZM107 21V20H106ZM224 22V21H226V25L223 27L222 25L221 26H218V25H220L219 23L220 22ZM46 22V23H45ZM91 22V21H90ZM90 22H85L87 25L90 23ZM94 22V21H93ZM118 22V21H117ZM32 23H33V26H34V29L32 28H30L31 30H33L32 32H33V34H34V36H35V38L33 37V34L32 33H27V31H28V27H32ZM36 23V24H35ZM64 23H67L66 24V26H64ZM75 23H74V25H75ZM109 23V21H107V24ZM123 23H125V24H127L126 22H124V20H123ZM79 24H77V26L79 25ZM97 24H99V23H97ZM97 24H92V25H96V27L98 26ZM104 24H105V22H104ZM31 25V26H30ZM73 25V24H72ZM85 25V24H84ZM91 25V23H90V26H92ZM100 25H102V24H99V27H102V28H100V30L101 29H103V34H108V32H110V33H113L115 30H110L109 28H111V25L110 24H108V26L107 27H109L108 29H106V26H100ZM120 25V24H119ZM62 26H64V28H62ZM90 26L88 25V29H90V35H93V34H95L96 33V35H95V37L98 35L99 36V31H98V29H96L95 28V33L93 32V30L94 29H92V27L90 28ZM123 26V25H122ZM203 26V27H202ZM27 27V30H26V33H25V31H24V33H22V34H24V36L25 35H27L28 34V36H32V37H24V36H22L21 35V33H19L22 29H24V28H26ZM54 27V28H53ZM70 27V26H69ZM79 27V26H78ZM82 27H83V24H82ZM99 27H97V28H99ZM103 27H105V29L103 28ZM121 27V26H120ZM128 28H130L129 26H127ZM201 27H202V29H201ZM205 27H206V29H207V31H208V33H209V35H208V33H207V35L206 34H204V33H202V30H204V32H205ZM36 28V29H35ZM53 28V29H52ZM74 28H76V27H74ZM122 28V27H121ZM125 28V27H124ZM123 28V29H124ZM29 29V30H30ZM60 29V30H59ZM73 29V30H72ZM87 29V28H86ZM112 29H113V27H112ZM201 29V30H200ZM30 30V31H31ZM76 30H78L77 28H76ZM96 30L98 31V32H96ZM130 30H133V28H130ZM22 31V32H23ZM58 31V32H57ZM91 31L93 32V34H91ZM120 31H123V30H120ZM119 31V32H120ZM126 31V30H125ZM29 32V31H28ZM101 32V31H100ZM129 32V29H128V31H127V33ZM134 32H135V29H134ZM36 33V34H35ZM40 33V34H39ZM47 33V34H46ZM55 33V34H56ZM98 33V34H97ZM121 34L123 33V32H120ZM126 32H124L123 34H125ZM37 34H39V35H37ZM120 34V35H121ZM87 35V36H86ZM101 35V34H100ZM178 35V36H179ZM55 36V35H54ZM77 37V39H76V37ZM85 36V37H84ZM97 36V37H98ZM123 36V35H122ZM141 36V35H140ZM41 37V36H40ZM62 37H67L69 40H67L66 38L63 40L62 39ZM89 37V36H88ZM110 37H112V36H110ZM125 37H126V35H125ZM128 37H129V35H128ZM34 38V39H33ZM61 38V39H60ZM83 38V39H82ZM85 38V39H84ZM111 39H113V37L111 38ZM38 40V41H37ZM66 40V41H65ZM82 40V41H81ZM88 40V39H87ZM114 40V39H113ZM112 40V41H113ZM122 42H123V40L122 39H120ZM129 40V39H128ZM126 41V40H124V42L126 41V42H129V41H131V40H129V41ZM65 41V42H64ZM72 41H74V43H76V45L72 42ZM83 41H85V43L83 42ZM97 41V40H96ZM100 41V40H99ZM101 41H103V40H101ZM104 41H107L106 39L104 40ZM103 41V42H104ZM114 41H117L116 39L114 40ZM38 42H39V44H38ZM108 42V41H107ZM133 42V41H132ZM130 43V46H131V44H133V45H135L136 43H135V41L133 42V43ZM36 43H37V45L39 46H37L36 45ZM42 43V44H41ZM71 43H73V44H71ZM95 43H97V42H95ZM105 43V42H104ZM103 43V50L104 49H107V51H109V52H113V54L114 55H116L117 53L119 54V50H118V48L116 49L118 52H116L115 51V49H110L109 48V44L108 43H106V45ZM111 43V42H110ZM119 43V42H118ZM35 44V46H31V45H34ZM89 44V43H88ZM108 44V45H107ZM116 45H117V43H115ZM124 44V43H123ZM98 45H101V43L100 44H98ZM105 45V46H104ZM119 45V44H118ZM137 45V44H136ZM32 48H31V47ZM40 46H41V48L43 47H49L50 49H48L47 51H45L44 49H46V47L43 49H38V48H40ZM64 46V45H63ZM96 46H97V44H96ZM108 48H107V47ZM120 46H121V44H120ZM120 46H119V49H120V51H121V48H120ZM125 46H126V44H125ZM124 46V47H125ZM28 47V48H27ZM62 47V46H61ZM76 47H78L77 49H76ZM98 47V46H97ZM96 47V48H97ZM104 47H106V48H104ZM132 47V46H131ZM136 47V46H135ZM26 48H27V52H25L26 51ZM58 48H60V46L58 47ZM98 48H100V46L98 47ZM113 48V47H112ZM36 49V50H35ZM77 51H76V50ZM84 49V54H85V48H83ZM111 51H110V50ZM132 48H130L129 50H131ZM134 49V48H133ZM39 50V51H38ZM58 50H55L54 51V53L52 52V54L54 55H52L51 54V57L53 56V61L55 60V61H58L59 60V58L57 57L58 55V53L56 52V51H58ZM62 50V51H61ZM102 50V51H103ZM114 50V51H113ZM129 50H126L127 52H132V51H129ZM186 50V49H185ZM191 50V51H190ZM44 51V52H43ZM74 51H75V54H74ZM83 51V50H82ZM82 51H80V52H82ZM125 50H124V52H126ZM134 51V50H133ZM88 51H86V53H87ZM104 52H105V50H104ZM109 52H105L107 55H109L110 57L111 56H113L114 58H116V56H114L113 54H111V53H109ZM122 53V54H117V57L119 58H121V56L123 55V56H125L124 54H126V53ZM137 52V51H136ZM48 53V54H47ZM55 53H57L56 55H55ZM104 53V54H105ZM121 53V52H120ZM130 53H127V54H130ZM134 52H132L131 53V55H127L126 54V57H122V59H120V61H122V63H120V61L118 62V63H120V64H118L117 62H116V59H117V61H118V58H116V59H111V61L112 60H114L115 61V63H117V64H115V63H113V61H112V63H110V64H112L111 65V67H113L114 66V64H115V66H114V69L116 68V66L117 65H121L122 64V66L124 67L125 66V64L127 63V65L125 66L126 68L128 67V64H129V66L130 65H133V63L135 62V61H131V60H134V59H137L136 57H135V55L133 54ZM192 53V52H191ZM26 54V56H28V58H27V60H26V62L27 63H25V59H26V56H25V59H22V57L24 58V55ZM77 54L79 55L78 57H77V59L79 60V62L80 63H77L78 61H77V59H76V61H74L73 63H72V61L74 60V55H76L77 56ZM82 54V53H81ZM84 54H83V56H84ZM96 54V53H95ZM132 54L134 55L133 57H132ZM180 54H182V53H180ZM36 55V56H35ZM99 55H101L102 56V54H101V52L99 51V53H98V56ZM140 55V54H139ZM56 56V57H55ZM70 56H72V57H70ZM75 56V57H76ZM101 56H99L98 57V59H96L95 58V60H98L99 61V59H100V57ZM109 56H107V57H109ZM137 56V55H136ZM33 57V56H32ZM37 57V58H38ZM51 57H48L49 58V60H51ZM54 57L55 58H58V60H56V59H54ZM62 57H60V58H62ZM68 57L70 58V60H68ZM110 57L108 58L109 60H110ZM135 57V58H134ZM141 57V56H140ZM181 57V58H182ZM32 59L33 60V62H32V60H31V63L34 65V66H36V70L38 69V66L35 64L36 62L38 63V59ZM65 58V59H64ZM67 58V59H66ZM73 58V60L71 61V59ZM82 58V57H81ZM86 58V57H85ZM132 58V59H131ZM23 60V62L22 63H24L23 65H21L20 67H19V64H21V63H19V61L20 60ZM102 59V60H101ZM101 59H100V63L102 64V65H104L105 66V63L103 64V62H105L104 60H103V58L101 57ZM131 59V60H130ZM193 59V58H192ZM36 60V61H35ZM38 60V61H37ZM41 60V59H40ZM44 60V58L41 60V62ZM62 60V59H61ZM83 60H85L84 59V57H83ZM108 60V61H109ZM35 61V62H34ZM45 61H43V62H45ZM52 61V60H51ZM50 61V62H51ZM54 61V62H55ZM94 61V60H93ZM129 61H131V63L132 64H130V63H128ZM190 61V62H189ZM50 62H47V63H50ZM96 62V61H95ZM94 62V64L92 63H90L89 65H87V67L88 66H91L92 67V65H93V67H94V65L96 64ZM86 63V64H85ZM99 62H98V64H100ZM137 63V62H136ZM139 63V62H138ZM78 64H81V65H78ZM97 64V65H98ZM109 64V63H108ZM110 64H109V66H110ZM33 65H31V68L33 69ZM42 64H40L39 63V66H41ZM45 65V67H47L46 66V63L44 64ZM107 65V64H106ZM208 67H207V66ZM43 66V65H42ZM61 68H60V67ZM96 66V65H95ZM138 66V65H137ZM136 65H135V69L137 70V67ZM44 67V68H45ZM51 67V65L49 66V69L50 68H52ZM92 67V69H96L97 70V68H98V66H96V68H93ZM107 67H108V65H107ZM110 67V68H111ZM138 67H140V66H138ZM169 67V66H168ZM167 67V68H168ZM171 67H172V65H171ZM35 68V67H34ZM43 68V67H42ZM41 67H40V69H42ZM110 68H108V69H110ZM117 68H119V69H121V66L120 67H118L117 66ZM117 68L115 69V70H117ZM129 68V67H128ZM133 68V67H132ZM174 64H173V69H171V70H174ZM45 69H47V68H45ZM44 69V71H43V69L42 70H40V72H42V74L46 71ZM88 69H90V67H88ZM108 69L106 70L107 72H108ZM123 69V68H122ZM130 69V68H129ZM134 68H133V70H135ZM175 69H177V68H175ZM29 70V69H28ZM39 70V69H38ZM48 70V69H47ZM87 70V69H86ZM93 70V71H94ZM100 69H98V72L99 73H97V75L96 76H98V75H100V76H98L99 78H101V79H103L102 77V75L100 74V72H102V71H99ZM105 70V69H104ZM111 70V69H110ZM131 70V69H130ZM70 71V72H69ZM74 72L75 71V73H73V75H71L72 73L71 72ZM85 71V70H84ZM83 71V72H84ZM88 71V70H87ZM89 71H91V69L89 70ZM112 71V72H111ZM111 71H109V73L111 72V73H115V75H116V72L112 69ZM120 71V70H119ZM125 71V70H124ZM129 71V70H128ZM50 73V71L48 70L47 72H45L46 74L47 73ZM53 72H51L52 74H53ZM137 72V71H136ZM139 72H141L140 71V69H139ZM138 72V73H139ZM48 73V74H49ZM62 73V74H63ZM93 73V72H92ZM106 73V72H105ZM104 72H102V74H105ZM113 73V74H114ZM121 73H123V70H122V72ZM124 73H127L126 75L127 76H129V78H131L130 77V75H131V73H130V75H129V72H124ZM137 73V74H138ZM48 74H47V76H48ZM51 74V75H52ZM118 74V73H117ZM119 74H120V72H119ZM135 74V73H134ZM50 75V74H49ZM60 75V74H59ZM58 75V76H59ZM91 75V74H90ZM108 75V73H106V76ZM114 75V76H115ZM121 75V74H120ZM136 75V74H135ZM43 76H44V74H43ZM56 76H55V78L53 77V75H52V77H49V79H50V81L51 82H53L51 79H56ZM63 76H64V74H63ZM69 76V75H68ZM67 76V77H68ZM108 76H110V75H108ZM107 76V77H108ZM113 76V77H114ZM133 76V75H132ZM137 76V75H136ZM66 77V78H67ZM92 77V76H91ZM91 77H88V78H86L87 80L88 79H90ZM106 77V78H107ZM122 77V76H121ZM124 77V76H123ZM30 78H32L33 79V82H34V84H32V86L30 87V88H32L33 87V85H34V87H33V89H30L29 88V86L31 85H29L28 86V84L29 83H31L32 82V80L30 79ZM45 78V83L47 82V81H49V79L47 78V77H44ZM58 78H60V76L58 77ZM69 78V77H68ZM76 78V79H75ZM78 78V79H79ZM84 78V79H85ZM97 78V77H96ZM95 78V79H96ZM98 78V79H99ZM116 78V77H115ZM125 78H127V77H125ZM128 78V79H129ZM133 78V77H132ZM200 78H201V81H200ZM34 79H36V80H34ZM46 79H48V80H46ZM62 79V78H61ZM94 79V75H93V78H91L90 80H93ZM94 79V81H96L95 83L97 84L98 83V81L97 80H95ZM117 79H121L120 78V76L119 75H117ZM60 80V79H59ZM62 80H64V79H62ZM74 80L72 79V81L74 82ZM89 80V81H90ZM106 80H110L111 81V78L110 79H106ZM105 80V81H106ZM114 80V79H113ZM124 80V79H123ZM123 80H122V82H123ZM126 80V79H125ZM36 81V82H35ZM39 81V82H38ZM58 81V79L57 80H55V82H57ZM78 81H80V80H78ZM94 81H92V84H90V85H88V86H90V88H91V86H93V83H94ZM104 81V82H105ZM118 82H120V80H117ZM130 80H128L127 82H129ZM133 81V79L131 80V82ZM160 81V82H161ZM32 82V83H33ZM58 82H61V80L60 81H58ZM63 82V81H62ZM65 82V81H64ZM82 82H84L83 81V79H82ZM81 82V83H82ZM104 82H102L101 84L103 85V83ZM107 82V81H106ZM161 82V83H162ZM45 83H44V86H43V88L44 89H46V87L50 84H46V86H45ZM48 83V82H47ZM79 83V82H78ZM84 83H86V81L84 82ZM83 83V84H84ZM89 83H91V82H89ZM124 83H125V81H124ZM123 83V84H124ZM159 83V82H158ZM153 84L155 87H156V85H158V86H161L160 85V83L159 84ZM164 83H165V85H164ZM200 83V84H201ZM53 84V83H52ZM52 84H50L51 86H52ZM74 84V86L76 87L77 85H75V82L73 83ZM104 84H106V83H104ZM110 85L111 84V82H109V83H107L104 87H107V85ZM114 84V83H113ZM112 84V85H113ZM122 84V85H123ZM37 85V84H36ZM43 85V84H42ZM41 85V86H42ZM49 85V86H50ZM97 85H100V83H98ZM109 85H108V87H109ZM119 85H120V83H119ZM125 85V84H124ZM152 85V86H153ZM197 85H198V83H197ZM41 86L39 85V87H40V89H41ZM50 86V87H51ZM83 86V85H82ZM82 86H80V87H82ZM86 86V85H85ZM152 86H151V88H152ZM50 87H48L47 89L49 90V88ZM69 87V86H68ZM79 89L78 90H75V91H79L80 90V87L79 86H77ZM104 87H101L100 86V90H102V88H104ZM110 87H112L111 85H110ZM117 88L118 86H114L113 88ZM28 89V91L29 92H31V93H27V95H31V98L35 101V99H36V101H35V103H33V105H34V107H35V111L33 110L34 108L32 107L33 105H32V100H30V95L29 96H26L25 94H26V92L25 91H27V89ZM42 88V90L43 91H41V92H44V94H46L45 93V90ZM83 89L85 88V87H82ZM88 89H89V87H87ZM151 88H149V90H151ZM154 88V87H153ZM157 88V87H156ZM170 88V87H169ZM190 88V87H189ZM37 90H34L35 92L36 91H39V89L38 88H36ZM64 89H69V88H62L61 90H63V91H65ZM92 89H94L93 87H92ZM105 89V88H104ZM164 89H166V88H164ZM171 89V88H170ZM190 89H192V88H190ZM217 89V88H216ZM23 90H25V91H23ZM86 90L87 89H85V90H83V91H85L86 92ZM107 90V89H106ZM112 90V88H110V91ZM148 90V89H147ZM148 90V91H149ZM161 90V89H160ZM63 91H62V93L61 94H63ZM71 91H73V90H71ZM80 91H82V89L80 90ZM88 91V90H87ZM92 91V90H91ZM96 91V90H95ZM108 91H109V89H108ZM113 91V90H112ZM152 91V90H151ZM172 91V90H171ZM216 92L217 91H219V90H215ZM40 92V91H39ZM90 92V91H89ZM94 92V91H93ZM92 92V93H93ZM106 92V91H105ZM154 92V91H153ZM190 92V91H189ZM188 92V90L186 91V93H189ZM57 93H59V92H57ZM56 93V94H57ZM67 93V92H66ZM66 93L64 94L65 95V98H66ZM71 93V92H70ZM69 93V94H70ZM77 93H81V92H77ZM91 93V92H90ZM90 93L88 94V95H90ZM91 93V97H92V94ZM107 93V92H106ZM106 93H104V94H106ZM158 93V92H157ZM185 93V94H186ZM22 94H24L23 96L24 97H21L22 96ZM33 94H35V95H33ZM39 94H42V93H39ZM44 94H43V96H44ZM75 94V93H74ZM78 94V95H79ZM85 94V93H84ZM83 94V92H82V94H80L78 97H80V101H79V103H78V101H77V103L78 104H80V102H82L81 100H83V101H85V98H84V96L86 95H84ZM95 95H96V92L94 93ZM103 94V95H104ZM160 94V93H159ZM37 95H38V92H37ZM51 95V94H50ZM49 94L47 95V97L49 98V96H50ZM55 95V94H54ZM64 95H62V96H64ZM68 95V94H67ZM71 95V94H70ZM189 95V94H188ZM187 95V96H188ZM204 95V94H203ZM25 96L27 97V98H25ZM73 96H76V95H72V97ZM98 96H100V95H98ZM140 94L137 96V95H135L134 96V98L136 97V98H140ZM178 96V97H177ZM190 96V95H189ZM208 96V95H207ZM24 98V100H23V102L21 101V103L19 102V100H22L21 98ZM46 97V96H45ZM44 97V98H45ZM52 99H53V103L54 104H58V102H59V104H58V106H60V100H62V107H57V108H55L54 107V105L52 104V101H51V99H50V101H51V104L49 103V102H47L46 104H47V106L48 105H50V108L53 106L54 107V109L55 110H57L56 112L55 111H53V114H54V112H55V114L53 115V117L56 119V121H58L59 123H57V125L59 124V126L62 128V125H60V124H62V122L61 121H63V123H64V125H63V131H60V129H57V127L56 126H52V127H55L56 129V131L59 133H61L62 132V134L65 136V137H63V139L61 138L60 139V137H58L60 140H59V142L61 143V142H63L62 140H64V138L66 139V141H67V139H69V141H67V142H69V144L71 143V142H76V140L74 139L76 136H78V134H80L79 132H78V129H77V124H78V122H82L83 120H84V124L82 123V125L81 126H83V128L82 127H80L79 126V128H81L82 130L81 131H83L84 129H90L91 127H95V126H97V124L95 123V124H93V122H92V120L93 119H90V120H85V117L84 118H80V114H78V112H75L74 110H73V107L72 108H69V107H67V106H64V105H66L67 103L69 104L70 102H67V99H68V97L63 101V99H61V98H59L60 100H57L56 102H54V100H56V98H57V96H54V97H52V96H50ZM59 97V96H58ZM70 97V96H69ZM78 97H76L75 99H77ZM90 97V99L89 100H91L92 98ZM96 97V96H95ZM130 97V96H129ZM158 97V98H157ZM29 98V99H28ZM42 98V97H41ZM47 98V99H48ZM55 98V99H54ZM130 98H133L132 96L130 97ZM133 98V99H134ZM134 99L135 101H137L138 103H139V105L137 106L133 101L131 102L130 100L131 99H128L131 103H129V105H130V108H129V106H128V109L129 110H131V115L133 114L134 115V117H136V119H137V116L138 117H141V119H142V109H144V111H145V108L146 107H144V106H141V104H140V101L144 98H141V100H139V98H138V100L137 99ZM172 98V99H171ZM181 98V99H180ZM28 99V101H26ZM48 99V100H49ZM72 98H70V100H71ZM75 99H74V101H75ZM87 99V98H86ZM103 99V98H102ZM113 99H114V102L113 103H115V101L117 100L116 98H113L112 96H111V98L109 97L108 98V101H109V103H111L110 101H113ZM119 100H120V97L118 98ZM144 99H146V98H144ZM149 99V98H148ZM177 99H180V100H177ZM47 100V101H48ZM69 100V99H68ZM88 100V102H90ZM100 100V99H99ZM176 100L179 102V103H176ZM66 101V102H65ZM94 101H97L96 100V98H94ZM101 101V100H100ZM200 101H202V100H200ZM72 102V101H71ZM117 102V101H116ZM127 102V101H126ZM142 102L144 103L143 105H145L146 104V106H147V104L148 103H145V101L144 100H142ZM156 102V103H155ZM24 103H29V106H31V108L26 104H24ZM49 103V104H48ZM66 103V104H65ZM100 103V102H99ZM98 103V104H99ZM118 103V102H117ZM128 103H126V109H127V105H128ZM134 103V104H133ZM21 104H22V107L24 108V107H27V110H29V111H27V110H25V111H22V113H21V111H20V113L23 115V112H25L26 113V115L30 112V114H28V115H30V117L29 118H27V117H21L22 119H19L20 118V113H19V108H22V107H20L21 106ZM45 104V105H46ZM57 104L55 105V106H57ZM76 104V103H75ZM74 104V105H75ZM82 104V103H81ZM89 104V103H88ZM87 104V105H88ZM91 104V103H90ZM89 104V105H90ZM151 104H153V105H151ZM36 105H37V107H36ZM45 105L44 106H42V107H40V108H43V109H45L44 107H45ZM52 105V106H51ZM72 105H73V103H72ZM73 105V106H74ZM83 105V104H82ZM94 105H96V103H94ZM135 105V106H134ZM180 105V106H179ZM69 106V105H68ZM71 106V105H70ZM81 106V105H80ZM80 106H76V108L77 107H80ZM86 106V105H85ZM90 106H92L93 107V104L92 105H90ZM100 106H102V104L100 105ZM131 106H134L133 107V109L131 108ZM176 106V107H175ZM92 107H90V108H92ZM141 107V108H140ZM178 107V108H177ZM186 107V106H185ZM22 108V109H23ZM28 108H30L31 109V111H30V109H28ZM46 108H48V107H46ZM75 108V107H74ZM75 108V109H76ZM88 108V107H87ZM89 108V109H90ZM95 108V107H94ZM94 108H92V109H94ZM39 109V108H38ZM79 109V108H78ZM96 109V108H95ZM127 109V110H128ZM176 109H174V111L176 110ZM33 110V111H32ZM40 110V109H39ZM77 110V109H76ZM80 110V109H79ZM86 110L87 109H84V111L86 112ZM102 110V109H101ZM101 110H100V113H101ZM129 110H128V112H129ZM148 110H146L145 112L146 113H148ZM156 110V109H155ZM184 110V109H183ZM83 111V112H84ZM90 111V110H89ZM89 111H88V113H89ZM93 110H91L90 111V113L92 112ZM96 111V110H95ZM93 111L94 112V115H95V113H96V115L98 114V111ZM132 111H133V113H132ZM144 111H143V113H144ZM161 111V112H160ZM28 112V113H27ZM82 112V113H83ZM152 112V113H151ZM151 112H149L148 114H146L145 113V115L146 116H143L144 117V120H145V118L147 117V115H150L151 116V114H153V111H151ZM155 112V111H154ZM172 111H169V113H171ZM183 112V111H182ZM180 113V111H177V113H179V114H184V112L183 113ZM33 113L36 115H33ZM81 113V114H82ZM158 113V112H157ZM176 113V114H177ZM84 114V113H83ZM173 115H175L174 117H176V114H174V113H172ZM178 114V115H179ZM21 115V116H22ZM93 115V114H92ZM95 115V116H96ZM100 115V114H99ZM177 115V116H178ZM33 116L34 117H36L37 119H39V121H34L35 119L33 118ZM90 116V115H89ZM52 117V116H51ZM50 117V118H51ZM98 117H103V114L101 113V115L100 116H98ZM104 117H105V115H104ZM103 117V118H104ZM120 117V116H119ZM124 117V116H123ZM133 117V116H132ZM133 117V118H134ZM166 117V116H165ZM182 117V116H181ZM27 118V119H26ZM32 118V119H31ZM118 118V117H117ZM116 118V119H117ZM167 118H168V116H167ZM23 119H24V121H23ZM25 119H26V121H25ZM28 119H29V121H28ZM34 119V120H33ZM81 119V120H80ZM87 119V118H86ZM123 118H121V120H122ZM135 119V118H134ZM136 119H135V121H136ZM140 119V118H139ZM147 119V118H146ZM153 120H154V118H152ZM163 119V118H162ZM172 119H173V116H172ZM59 120H61V121H59ZM68 120H71V121H68ZM97 120V119H96ZM99 120V119H98ZM98 120H97V122H98ZM138 120V119H137ZM143 119H142V121H144ZM150 120V119H149ZM171 120V119H170ZM25 122V124L26 123H28L29 122V127L27 126V125H25V128H26V126H27V130H24V132L22 133V129H20L19 128V126L21 125V122ZM41 121V122H40ZM49 121H50V123H49ZM53 121H54V119H53ZM52 121V122H53ZM87 121V123H86V126L88 127V128H86V126H85V122ZM93 121H95V120H93ZM101 121H102V119H101ZM108 121H110V120H108ZM135 121H133V123L135 122ZM141 121V120H140ZM141 121V122H142ZM152 120H150V122H151ZM160 121H162V120H160ZM172 121V120H171ZM19 122H20V125H19ZM22 122V123H23ZM36 122V123H35ZM37 122H39V123H41V128H39V123L37 124ZM61 122V123H60ZM66 122V123H65ZM145 122H148V121H146L145 120ZM159 122V121H158ZM30 123H31V126H30ZM35 123V124H34ZM54 124L56 123V122H53ZM137 123V122H136ZM135 123V124H136ZM149 123V122H148ZM148 123H146V125H148V126H151L152 124H154V122H152L150 125L148 124ZM163 123V124H162ZM162 125L161 126H159V128H157L156 127V131H157V133L158 132H160L161 134L163 133V131H162V129H163V127H164V129H165V126H163L164 125V119H163V121H162ZM3 124V125H2ZM33 124V125H32ZM38 125V128L37 129H32L33 127H37V125ZM50 124V125H49ZM53 124V125H54ZM144 124V123H143ZM169 124V123H168ZM56 125V124H55ZM78 125H80V123L78 124ZM94 125V126H93ZM99 125H100V123H99ZM136 125H138L137 127H139V129H140V131H141V129L145 126H143L142 124V128H141V126H140V124H136ZM136 125L134 126V128H135V130H136ZM18 127L19 129H13V127ZM154 126V125H153ZM49 127H50V129H49ZM59 127V128H60ZM85 127V128H84ZM90 127V128H89ZM152 127V126H151ZM162 127V128H161ZM21 128H24V123H23V127L21 126ZM24 128V129H25ZM107 128V127H106ZM145 129H144V131H146L147 132V130H149V128L150 127H147V129H146V126L144 127ZM30 129V130H29ZM32 129V130H31ZM54 129V128H53ZM97 129V128H96ZM95 128H94V130H96ZM98 129H99V127H98ZM125 129V128H124ZM133 129V128H132ZM138 129V128H137ZM151 129H153V128H150V131H153V130H151ZM4 130L2 131V133H4ZM20 130V131H19ZM35 130H37V131H35ZM44 130V131H45ZM102 130V129H101ZM154 130V131H155ZM25 131H27L26 133H28L29 131H30V133H32V132H34L33 134H26V136H24V138L26 137V138H28V139H30V138H32L31 136L32 135H34L35 136V138H32L33 140H32V142H34L35 140L34 139H36L37 138V140H36V142L35 143H29V142H31V141H25L26 143L24 144V138L23 139H21L20 138V134L22 133V135H25L24 133H25ZM42 131L43 133H45V134H47L48 135V132L47 131ZM80 131V130H79ZM84 131H86V130H84ZM99 131V130H98ZM97 131V132H98ZM130 131L131 130H127V131H124V138H126V139H128V138H131L132 139V136H133V138H136L137 139V136H135L134 137V134L135 133H133L132 131H131V133H133V135L130 133ZM142 131H143V129H142ZM150 131H148V133L150 132ZM153 131V132H154ZM156 131L154 132V134L156 133ZM36 132V133H35ZM39 132H38V134H39ZM76 132H78V133H76ZM87 132V131H86ZM88 132H90V130H88ZM91 132L93 133L94 131H93V129L91 130ZM96 132V133H97ZM153 132H150L149 133V135L151 134V136H153ZM174 132V131H173ZM7 133L5 132L4 134H2L1 136H0V143H1V140L3 141L4 139H6V137H8V136H6L7 135ZM10 133H12L11 131H10ZM17 133V132H16ZM42 133V134H43ZM91 133V134H92ZM44 134V135H45ZM62 134H60V135H62ZM77 134V135H76ZM95 134V133H94ZM98 134H99V132H98ZM123 134V133H122ZM159 134V133H158ZM164 134V133H163ZM20 135V136H19ZM28 135H30V136H28ZM37 135V136H36ZM49 135H51V132L49 133ZM48 135V136H49ZM59 135V134H58ZM59 135V136H60ZM93 135V134H92ZM148 135V136H149ZM165 135V134H164ZM172 135V134H171ZM2 136H6V137H3L2 138ZM85 136V135H84ZM173 136V135H172ZM46 136H44L43 137V139H47L48 137H46ZM51 137V136H50ZM86 137H87V134H86ZM88 137H89V134H88ZM88 137H87V140H88ZM94 137V136H93ZM153 137H156L155 135L153 136ZM8 138V139H9ZM20 138V139H19ZM58 138H57V140H58ZM80 138V137H79ZM91 138H92V136H91ZM159 138V137H158ZM77 139H78V137H77ZM90 139V138H89ZM93 139V138H92ZM91 139V140H92ZM98 139V138H97ZM131 139H128L129 141L131 140ZM165 139V140H164ZM173 139V140H174ZM23 140V141H22ZM31 140V139H30ZM55 140H56V138H55ZM55 140H53L51 143H49V144H46L47 146L49 145L50 146V144L52 145V144H54V142H55ZM56 140V141H57ZM70 140H72L71 142H70ZM79 140V139H78ZM95 140V139H94ZM99 140V139H98ZM98 140H97V142H98ZM133 140V139H132ZM7 141V140H6ZM5 141V142H6ZM38 141L40 142L39 144H38ZM65 141V140H64ZM85 141V140H84ZM153 141H154V139H153ZM5 142H4V145H5ZM27 142L30 144V145H28L27 146ZM58 142V141H57ZM59 142H58V146H59ZM67 142H66V144H67ZM73 142V143H74ZM80 142H82L81 140L79 141V144H80ZM91 142V141H90ZM95 142V141H94ZM93 142V143H94ZM121 142V141H120ZM131 142V141H130ZM133 142V141H132ZM135 140H134V143H132L133 145L132 146H134V145H136L135 144ZM3 143V142H2ZM7 143V142H6ZM43 143V142H42ZM72 143V144H73ZM77 143H78V141H77ZM98 143H100V142H98ZM8 144H9V142H8ZM34 144V145H36L37 146V144H38V146L36 147V146H32V145ZM56 144V143H55ZM64 144H65V142H64ZM64 144H63V146H64ZM71 144V145H72ZM75 144V143H74ZM87 144V143H86ZM91 144V143H90ZM95 144H97V143H95ZM163 143H162V145H164ZM3 144H0V151H3V152H6V153H10V151L12 152L13 150H10V151H4V150H6V149H4V147H1ZM57 145V144H56ZM62 145V144H61ZM81 145V144H80ZM92 146H94L93 144H91ZM100 145V144H99ZM16 146V147H15ZM26 146H27V149H26ZM43 147L45 146V144L44 145H42ZM41 146V147H42ZM47 146H45V147H47ZM48 146V147H49ZM53 146V145H52ZM52 146H50V147H52ZM55 146V145H54ZM58 146H56L55 148H53L54 149V152H55V150L56 149H60V148H58ZM66 146V145H65ZM75 146H77V145H75ZM79 146V145H78ZM87 146H88V144H87ZM86 146V147H87ZM101 146V145H100ZM100 146H99V148H100ZM102 146H104V145H102ZM102 146H101V148H102ZM131 146V147H132ZM10 147V144L8 145V147H6L7 149ZM12 147H10L11 149H14V148H12ZM41 147H39V149H40V151L42 152H44L45 150V148H41ZM49 147V148H50ZM60 147V146H59ZM67 147H68V144H67ZM72 147V146H71ZM89 147V146H88ZM87 147V149H89V151H90V148H88ZM95 147H98L97 145L96 146H94V148ZM1 148H2V150H1ZM62 148V147H61ZM64 149H65V147H63ZM62 148V149H63ZM72 148H74V147H72ZM71 148V149H72ZM105 148V147H104ZM120 148V147H119ZM118 148V149H119ZM133 148H135V146L133 147ZM19 148H17V150H18ZM43 149V150H42ZM48 151H49V149L48 148H46ZM51 149V148H50ZM61 149V150H62ZM63 149V150H64ZM87 149H86V151H87ZM113 149V148H112ZM114 149V150H109V151H107V152H110V151H112V153H113V151H116V153H119L118 155H120V150H122V148L121 149ZM17 150H15V151H17ZM60 150V151H61ZM168 150V151H167ZM92 151H94V150H92ZM91 151V152H92ZM21 152V153H22ZM64 152V151H63ZM91 152H87V154L88 153H91ZM106 152V153H107ZM185 152V153H184ZM8 153V154H9ZM51 153H52V156H56L57 154L59 155L60 153L59 152H55V154L53 153V151L51 152L50 151V154H48L47 156L45 155V152L43 153L47 158H48V160L50 159L49 157H50V155H51ZM57 153V154H56ZM84 153V152H83ZM82 153V154H83ZM112 153H111V155H112ZM116 153H115V155H116ZM47 154V153H46ZM63 155L64 154H66L65 152L64 153H62ZM62 154H60L59 156H56V158L58 157V159H56V161L57 160H59V157L62 155ZM93 154H94V152H92V154H90L89 156L88 155H86V156H88V157H84V158H90V160L92 159L90 156L92 155L93 156ZM105 154V153H104ZM166 154V155H165ZM174 154V153H173ZM29 155H27V156H29ZM37 157H40L39 159L38 158H36L35 156L33 157V154H32V157L30 156L29 158L30 159H36L37 161L39 160V161H41V159L43 158L44 160H45V158H44V155H41L40 154V156H39V153L37 152L36 154H35ZM62 155V156H63ZM84 155V154H83ZM107 155H109V153L107 154ZM114 155V156H115ZM20 156V155H19ZM49 156V157H48ZM51 156V157H52ZM61 156V157H62ZM68 156V160L70 161V159H69V155H67ZM74 156V155H73ZM80 156V155H79ZM169 156V155H168ZM183 156V155H182ZM182 156H180V158L182 159ZM21 157V156H20ZM65 157L66 156H64V158L62 157V160L63 161H65L64 159H65ZM103 157H105V158H108L109 156H107L106 157V155L105 156H103ZM23 159H24V155H23V157H22ZM29 158H27V160L29 159ZM81 160L82 159H84V158H81V156L79 157ZM93 158H94V156H93ZM168 158H173V156H169ZM184 158V157H183ZM23 159H22V161H23ZM25 159H26V156H25ZM29 159V160H30ZM32 159V160H33ZM35 159H34V161H35ZM75 159H78V157L76 158V156H75V158L74 159H72L73 161L75 160ZM86 159L84 160L85 162H87L86 161ZM179 159V158H178ZM19 160H20V158H19ZM52 160V159H51ZM61 160V159H60ZM59 160V161H60ZM71 160V161H72ZM79 160V159H78ZM95 161H93V163H97V161H96V159H94ZM153 160V161H154ZM184 160V161H185ZM26 161V160H25ZM31 161V160H30ZM38 161V162H39ZM53 161V160H52ZM58 161V164L55 162V164H57V165H55V167L56 166H58L59 167V164H60V166H62V168L63 167H65V166H63V164L64 163H66L67 165H69V163L67 162V160H66V162H63V161H61V162H63L62 163V165H61V163ZM70 161V162H71ZM72 161V162H73ZM88 161H89V159H88ZM92 161V160H91ZM90 161V163H92ZM118 160H116V162H117ZM173 160H169V166H171L170 164H172L171 162H172ZM182 161H183V159H182ZM24 162V161H23ZM38 162L36 163V161H35V163H34V165L36 166V164H37V166H38ZM46 162V161H45ZM45 162L43 161L42 162V165L43 164H45ZM48 162V161H47ZM47 162H46V164H47ZM77 162H79V168L81 167V164H83V161L81 162L80 160L79 161H77ZM80 162H81V164H80ZM99 162V166L100 165H103L104 166V164H105V166H109V165H106V164H108V163H110L109 161H104V162H102L101 164H100V161H98ZM108 162V163H107ZM115 162V161H114ZM119 162H120V160H119ZM122 162V161H121ZM124 162V161H123ZM174 162V161H173ZM179 162V161H178ZM195 162V163H194ZM33 163V162H32ZM40 163V162H39ZM49 163V162H48ZM74 163V162H73ZM88 163V162H87ZM148 163V164H149ZM183 163V162H182ZM15 164V163H14ZM112 164V163H111ZM116 164V163H115ZM118 165L120 164V163H117ZM116 164V165H117ZM123 164V165H122ZM122 164H120L121 166H119V169H121L123 172H121L122 174H124L125 173V175L123 176V178L122 177H119L118 179V181H116L117 179V177L115 178V181H113V179H111L110 180V178H111V176L113 175H111V176H109V173H112V172H109L108 173V175L107 174H105V180H107V179H109V181H113V185L114 186H116V188H114V186L113 185H111L112 183H107V181H105V183L103 184V182H102V186H101V184H99L100 185V187H102V189L99 187V185L98 184H96V182L98 181V183H99V180H100V177H99V179H97V177L98 176H95L94 175V177H93V179H95V181L93 180V182H95V184L101 189L100 191H103V195L101 194V196L99 195V193L97 194V193H95L97 190H99L98 189V187H97V190L96 191H94V193H93V197H95V198H97L96 196L98 195V197L100 196L101 198H102V196H103V201H100V199L98 200V202L97 201H95L94 199H92L91 201H94L93 203L95 204V202H97V204H100L101 205V202L103 203V202H106V201H109L110 202V200L108 199V190L111 188V186H113V193L112 194H114V190L115 189H120L121 187H118V186H122V185H130L131 184V188H129L128 186L126 187L125 186V189L122 187V189H121V191L124 193L125 191H126V193H127V191H129V189L132 191V188L134 187L133 185H137L138 183H140L141 181L144 183H140V184H138L137 186H142V185H145V180H147L148 181V179H149V177H146V178H148V179H145V177L143 178V176H145V175H143V174H145V173H143L144 172V168L143 167H145V168H148V166L147 165H140L142 168H140V166L138 167V166H134V164L133 165H130L129 163H122ZM165 164V167H158V165H164ZM174 164H175V162H174ZM179 163H177L176 165H178ZM17 165H19V164H17ZM29 166H30V163L28 164ZM32 166L31 165V168L32 167H34L35 168V166ZM51 165L53 166V163L51 162ZM65 165V164H64ZM72 166V168H73V164H71ZM77 164H75V166H76ZM84 165V164H83ZM113 165H114V163H113ZM113 165H110V169L111 168H113L114 167V169H116L117 170V173H118V170L119 169H117L118 167H116L115 168V166H113ZM150 165V166H151ZM180 165V164H179ZM188 165V164H187ZM19 166H21L20 168L21 169H24V171L25 170H27V167H25L24 168V166H26V164L25 165H19ZM23 166V167H22ZM36 166V167H37ZM41 166V164H39V166L38 167H40ZM46 166V165H45ZM74 166V167H75ZM96 166V165H95ZM98 165L96 166V167H98V168H96V169H99L100 168V170L101 171H99L98 173H102L103 172V169H104V171H106L107 169L110 171V169H109V167H105V168H101V167H99ZM151 166V167H152ZM37 167V168H38ZM46 167H48V166H46ZM54 166L51 168L52 170V173L54 174V176L56 175V170H54L55 172H53V168H55ZM152 167V168H153ZM178 167V166H177ZM177 167H176V170H177ZM181 167V166H180ZM30 167H28V170H30L31 169ZM37 168H35V170H36V172H34L33 173V169L31 170L32 172H29V175H31V176H33L32 175V173L33 174H37L38 172H37ZM45 168V167H44ZM49 168V167H48ZM61 168V167H60ZM59 168V169H60ZM61 168V169H62ZM72 168H68L67 169V167H66V169H67V172L69 171V173H71L72 172ZM79 168H77V169H79ZM85 169L86 168H88V167H84ZM90 168H92L93 170H94V167L92 166V167H90ZM172 168V167H171ZM173 168H174V166H173ZM41 169L42 170H45V169H43L42 168V166H41ZM59 169H57V172L58 171H61V170H59ZM64 169V168H63ZM65 169V170H66ZM70 169H72L71 171H70ZM83 169V168H82ZM106 169V170H105ZM20 170V169H19ZM64 170V171H65ZM76 170V168H74V171ZM90 170V169H89ZM113 169H111V171H112ZM168 170H169V168H168ZM178 170H179V168H178ZM48 171H49V169H48ZM51 171L49 172L50 173V175H51ZM82 171V170H81ZM88 171V170H87ZM115 171V170H114ZM170 171V170H169ZM19 172H22V170H20ZM26 172V171H25ZM25 172H23V173H21V176L22 175H24V173ZM42 172V171H41ZM84 172H85V170H84ZM94 171H92V173H93ZM119 172V173H120ZM182 172V173H181ZM31 173V174H30ZM64 173V172H63ZM62 173V174H63ZM69 173H66V174H63V175H61V176H63L64 177V175H66V178H67V174H69ZM79 173H80V171H79ZM81 173H83V172H81ZM87 173H91V172H87ZM179 173V172H178ZM41 174V173H40ZM39 173H38V175L39 176H41ZM47 174V173H46ZM57 174H59V173H57ZM72 174V173H71ZM75 174H77V173H74L73 172V176H78V175H75ZM94 174V173H93ZM50 175H45L46 176V178L47 177H49V178H52V177H50ZM72 175H70L71 177H70V179L72 178L73 180L74 179H76V177L74 178V177H72ZM82 175V174H81ZM80 175V176H81ZM86 175V174H85ZM21 176L19 177V178H21ZM30 176V178H29V176H28V173H27V176H26V173H25V177H27V179L28 180H31V181H33L32 180V177ZM79 176V177H80ZM106 176H108L107 178H106ZM24 177V178H25ZM37 177V176H36ZM60 177V176H59ZM63 177H62V180H63ZM86 177V176H85ZM87 177H89V178H92V177H90V176H87ZM87 177H86V179H87ZM110 177V178H109ZM18 178V180H21V179H19ZM35 177L33 176V179H34ZM56 178V180H55V182L57 181V178L58 177H55ZM55 178H52V179H55ZM69 178V177H68ZM81 178V177H80ZM80 178H77V179H79L77 182H78V184H79V182L80 181H82V180H80ZM84 178V177H83ZM103 178V177H102ZM101 178V180H104V179H102ZM113 178H114V176H113ZM121 178V179H120ZM151 178V177H150ZM179 178H178V181H179ZM22 179H23V176H22ZM26 179V180H27ZM36 179V178H35ZM143 179H145V180H143ZM225 179H227L228 181L226 182L225 181ZM42 184L44 183V180H46V179H43L42 178ZM68 181L69 179H65L64 178V180L63 181ZM92 180V179H91ZM97 180V181H96ZM224 180V181H223ZM31 181H29V182H31ZM36 181H37V179H36ZM36 181L34 180V182L36 183ZM39 181V180H38ZM40 181H41V177H40ZM60 181V182H59ZM76 181V180H75ZM86 181V180H85ZM152 181V180H151ZM24 182H25V180H24ZM49 182V179H48V181H45V183L44 184H47V183ZM54 182V183H55ZM58 183H61V179L59 180V178H58V181H57ZM87 182V181H86ZM187 182V181H186ZM13 183V182H12ZM11 183V184H12ZM18 183H20V182H18ZM17 183V184H18ZM26 183H28L27 181H26ZM25 183V186H27L26 187V189L27 188H29V186H32V185H27ZM33 182H31V184H32ZM35 183H33V184H35ZM49 183H51V185H53L54 183L51 181V182H49ZM92 183V182H91ZM107 183V184H106ZM115 183V184H114ZM174 183H177V182H174ZM173 183V184H174ZM21 184V183H20ZM56 184V183H55ZM54 184V185H55ZM68 184H69V182H68ZM70 184H71V180H70ZM81 184V183H80ZM79 184V185H80ZM84 184H86V183H84ZM95 184H89L90 186H93L94 188H95ZM110 184V185H109ZM155 184H156V182H155ZM160 184V183H159ZM75 185V184H74ZM88 185V184H87ZM149 185V184H148ZM158 185V184H157ZM161 185V184H160ZM22 186V185H21ZM34 186V185H33ZM71 186H73V184L71 185ZM71 186L69 185L68 187H70L69 188V190H71V192L74 190V189H71ZM133 186V187H132ZM137 186H135V189H136V187ZM159 186V185H158ZM178 186H180V184L178 185ZM19 187V186H18ZM74 188H76L75 186H73ZM77 187H79L78 185H77ZM84 187V186H83ZM89 187V186H88ZM88 187H87V189H88ZM146 187H147V184H146ZM17 188V187H16ZM15 188V189H16ZM89 188H92V187H89ZM129 188V189H128ZM138 188V187H137ZM140 188V187H139ZM144 188V187H143ZM151 188V187H150ZM160 188V187H159ZM193 188V187H192ZM77 190H78V188H76ZM76 189L74 190V192L76 191ZM83 189V188H82ZM86 189V190H87ZM127 189V190H126ZM134 188H133V190H135ZM142 189V188H141ZM171 189H172V187H171ZM179 188L178 187H175V189L174 190H172V193H173V199L175 198H181V197H184V194L182 193V191H179L178 190ZM194 189V190H195ZM22 190V189H21ZM20 190V191H21ZM24 190V189H23ZM90 190V189H89ZM94 190V189H93ZM124 190V191H123ZM145 190V189H144ZM185 190V189H184ZM188 190V189H187ZM219 190L221 191V193L220 194H217V195H214V193L212 194H210V192H215V191H218L219 192ZM18 191V190H17ZM16 191V192H17ZM27 191V190H26ZM26 191H24V192H26ZM30 190L28 189V191H27V193L29 192ZM81 191H83V190H81ZM99 191V192H100ZM111 191V190H110ZM116 191V190H115ZM119 191V190H118ZM121 191H120V194L121 195H119L118 194V197L120 196H122V195H126L127 196V199H129V197H131L132 196V194L128 197V195L127 194H122L121 193ZM136 191L137 190H135V193H136ZM142 191V190H141ZM66 192H68V190L66 191ZM65 192V193H66ZM74 192H72L73 194H74ZM91 192H93V191H91ZM98 192V191H97ZM134 191H132V193H133ZM164 192V191H163ZM171 192V191H170ZM193 192V191H192ZM25 194V193H19V194H21V196H20V199H22V201L23 202H25V201H27V203H29L30 201H31V199H36L35 201L36 202H33L34 204H32V206H36V203H38L39 204V199H37V198H39L38 197V195L40 196V195H42L43 193V196L45 195V191H41V192H39L38 193V195H36V194H34V196H35V198H31V199H27V198H30L31 196H30V194L28 195V194ZM31 193H33V192H31ZM36 193V192H35ZM40 193H42V194H40ZM77 193V192H76ZM75 193V194H76ZM101 193V192H100ZM111 193V192H110ZM116 194H114V196H116L117 195V192H115ZM119 193V192H118ZM134 193V194H135ZM156 193V192H155ZM16 194H18V192L16 193ZM15 194V195H16ZM88 194H90V191H89V193ZM97 194V195H96ZM112 194H110V195H112ZM128 194H129V192H128ZM133 194V195H134ZM191 194V193H190ZM25 195H26V197H25ZM66 195H67V193H66ZM66 195L64 194V197H66ZM69 195V196H68ZM68 198L69 199H67L66 198V200H70V199H73L70 195H72V194H70L69 192H68ZM95 195V196H94ZM163 195V194H162ZM162 195L161 196H159V195H156V196H154L153 198V200L151 201V203L152 202H154V203H152V205L153 204H155L156 202L154 201V200H156V199H159V198H161L162 197ZM192 195V194H191ZM28 196V197H27ZM42 196V197H43ZM76 196V195H75ZM126 196H124V197H126ZM135 196V195H134ZM159 196V198H157ZM166 196H168V195H166ZM205 196V197H204ZM73 197H74V195H73ZM110 197V196H109ZM112 198H113V200L114 201H116V200H120L121 199V201L122 200H124L123 198H117L116 199V197L114 198L113 197V195L111 196ZM60 198V197H59ZM84 198H85V196H84ZM83 198V199H84ZM156 198V199H155ZM199 198V199H200ZM19 199V198H18ZM18 199H16L15 198V200H18ZM54 199V198H53ZM89 199V198H88ZM88 199L86 200V201H88ZM98 199V198H97ZM111 199V198H110ZM116 199V200H115ZM147 199V198H146ZM198 199V198H197ZM199 199H198V203H202V205H203V202L200 200V202H199ZM30 200V201H29ZM38 200V201H37ZM132 200L134 201V199L132 198ZM132 200H130V201H132ZM160 200V199H159ZM161 200H163V199H161ZM19 201V200H18ZM18 201H16V202H18ZM22 201L20 202V203H18V204H20L21 205V203H22ZM143 201H144V203H143ZM156 201H158V200H156ZM182 201V200H181ZM197 201V200H196ZM90 202V201H89ZM113 201L111 200V202L110 203H112ZM120 202V201H119ZM119 202H113V204H118ZM138 203V202H140V204H136L135 205V203ZM134 201L132 204H134V205H131L130 206V204L129 205H127V207L129 206L130 208H126V211H124V212H126L127 213V215L126 216H124L123 214H126V213H123V214H121V212H123V210H119L120 211V213H119V217H116V218H118L116 221H114V220H112V222L109 224L110 225V227H112V228H110V227H108L107 225V229H105V224H107L105 221H100V224H101V226H102V228L104 227V229L105 230H108L109 228V232L107 233V234H104L103 236H102V234H101V229H100V231H99V229H98V226L97 225H99V223L98 224H96V222L97 221H95V220H97V219H100V218H98L99 216H98V214L97 215H95V210L94 211H92V212H94V215L93 216H97V218L95 217L94 219L95 220H93V219H91L92 220V223H93V221H95L92 225H91V227H90V224H87L86 225V227L89 225V229H91L92 230V232H91V230H89L90 231V234H93L92 236H90L91 238V242L90 241H88L89 243L87 244V241H84L83 240V238L82 237H80V240L82 239L83 241H81V242H83L84 243V245H86V248H83V250L85 249V251H83V253L84 252H88L89 253V251L91 250H89L88 248H89V246L88 245H90L91 246V248H92V250H93V253L94 252H97V251H99V249H100V251L102 250L103 251V249H102V247H104V246H109V244L111 243V242H113L114 241V239H116V237L115 236H117V233L120 231L121 233H122V231H121V229L122 228H131L132 226H129V225H127L126 223V225L128 226H126V227H124L125 226V224L123 225L122 223H124V222H126V221H128V219H130V220H132V222H137L138 223V221H139V224H138V226H137V228H136V230L138 231V230H141V231H143V233H144V239H146L145 240V244H147L148 243V241L151 239V238H153L154 236H155V234H154V232H153V230H151V229H148V223H150L151 222V218L152 217H149L148 215H149V213H155L156 214V212L157 211H159V209L156 207L155 208V205H154V207L153 206H150V204L151 203H149V205H146L148 202H146L145 200H142V199H140L139 201ZM142 202V203H141ZM91 204H92V202H90ZM121 203V202H120ZM120 203H119V205H120ZM146 203V204H145ZM205 203H206V201H205ZM228 203V204H229ZM9 204H11V203H9ZM17 204V205H18ZM26 205V203H22V205ZM37 204V205H38ZM87 204H88V202H87ZM91 204H89L88 206H90ZM93 204V205H94ZM96 204V205H97ZM108 204V203H107ZM106 204V205H107ZM122 204V203H121ZM126 204H128V203H126V202H124L123 201V206L124 205H126ZM157 204V203H156ZM167 204V203H166ZM211 205V204H209V203H206V205ZM12 205H13V203H12ZM21 205V206H22ZM23 205V206H24ZM86 205V204H85ZM95 205V206H96ZM100 205H98V207L97 208H99L100 209ZM106 205H103L104 207L106 206ZM205 205V204H204ZM10 206V205H9ZM39 206H41V205H39ZM94 206V207H95ZM102 206V207H103ZM108 206V207H107ZM106 207L107 208H105V209H103V210H105V211H103L102 210V207H101V209L100 210H102L104 213H107V217H108V215H109V213L107 212V211H110L109 210V205H107ZM113 206V205H112ZM116 206V205H115ZM122 206V205H121ZM160 206V205H159ZM185 206V205H184ZM192 206V205H191ZM200 206V205H199ZM223 206V205H222ZM225 206L226 205H224L223 207L225 208ZM13 207V206H12ZM11 207V208H12ZM15 207V206H14ZM13 207V208H14ZM84 207H86V206H84L83 205V207H82V211H84L83 210V208ZM91 207V206H90ZM90 207H88V210H86V211H91V210H89V208ZM118 207V206H117ZM116 207V208H117ZM126 207V206H125ZM124 207V208H125ZM164 207V206H163ZM193 207H194V205H193ZM201 207V206H200ZM203 207V206H202ZM212 207V208H213ZM231 207V208H232ZM7 208H9L10 209V207H7ZM15 208H17V207H15ZM37 208H39V207H37ZM44 208V207H43ZM43 208H42V211H44L43 210ZM195 208V207H194ZM208 208V207H207ZM226 208H227V206H226ZM225 208V209H226ZM228 208H229V206H228ZM232 208V209H233ZM33 208H31V210H32ZM93 209H95V208H93ZM92 209V210H93ZM108 209V210H107ZM114 209H115V207H114ZM118 209H120V208H118ZM121 209H123V207L121 208ZM198 209H199V207H198ZM209 209H211V207H209ZM208 209V210H209ZM219 209H221V208H219ZM223 209V208H222ZM231 209V210H232ZM13 210V209H12ZM15 210V209H14ZM16 210H18V208L16 209ZM24 210H26V209H24ZM40 211H41V209H39ZM116 210V209H115ZM203 210V209H202ZM214 210H213V214H214ZM8 211V210H7ZM28 213H29V211L28 210H26ZM25 211V212H26ZM34 211H35V209H34ZM38 211V210H37ZM81 211V212H82ZM102 211H100V212H102ZM223 211H225V210H223ZM11 212V211H10ZM9 212V213H10ZM15 212V211H14ZM17 212V211H16ZM31 212V211H30ZM103 212H102V214H103ZM199 212V211H198ZM200 212H202V211H200ZM209 212H211L210 210H209ZM222 212V211H221ZM226 212V211H225ZM28 213H26V215H29ZM32 214L34 213L33 211L31 212ZM43 214H44V212H42ZM42 213L40 212L39 213V217L42 215ZM96 213H97V211H96ZM110 213H111V215H112V211H110ZM167 213V212H166ZM192 213V212H191ZM216 213V212H215ZM227 213V212H226ZM32 214H30V215H32ZM36 214H38V212L36 213ZM84 214H87V212H82L81 213V216L83 215L84 216ZM89 214V213H88ZM91 214H93V213H91ZM193 214V213H192ZM194 214H196V213H194ZM200 214V213H199ZM212 214V215H213ZM217 214H219V210H218V213ZM122 215V216H121ZM221 215H223V213L221 214ZM226 216H227V214H225ZM225 215H224V217L223 218H225ZM11 215H9V217H10ZM19 216V215H18ZM92 216V217H93ZM106 216V215H105ZM113 216H115V214L113 215ZM118 216V215H117ZM201 216V215H200ZM206 216V215H205ZM214 216V215H213ZM216 216V215H215ZM217 216H220V214L219 215H217ZM91 217V216H90ZM101 217V216H100ZM121 217V218H120ZM124 217V218H123ZM195 217V216H194ZM196 217H198V216H196ZM228 217H229V215H228ZM102 218H106V217H102ZM109 218V217H108ZM111 218H113L112 216H111ZM190 218V217H189ZM215 218V217H214ZM223 218L221 217V219L223 220ZM115 219V218H114ZM154 219H156V218H154ZM193 219V218H192ZM208 219V221H209V218H207ZM217 220H218V218H216ZM220 219V220H221ZM105 220V219H104ZM129 220V221H130ZM138 220V221H137ZM197 220V219H196ZM199 220V219H198ZM225 220H227V218H225ZM230 220V218L227 220V224H229V225H232L231 224V222L229 221ZM98 221V222H99ZM113 221H114V225H111V224H113ZM204 221H206V220H204ZM216 221V220H215ZM105 224H104V223ZM224 222V223H225ZM228 222H230V223H228ZM104 225H103V224ZM137 223L136 224H134V225H137ZM199 223H200V220H199ZM201 223H202V221H201ZM200 223V224H201ZM224 223L223 222H221V221H217V223L211 228V229H214V230H216V232L214 233V234H217L218 233V235H220V237H222V239H223V241H222V243L223 244H221V243H218V245H225L226 247H228L227 248V250H229V252L230 251H232L233 249V251L235 252V249L237 248L236 246L237 245H239L240 243H237V244H235V246H234V244H231V243H235V236L236 235H239V233H238V231H237V234L235 235V233H236V229L235 230H231L233 233H234V231H235V233L234 234H232V232L230 233L229 232V230L231 229V226L230 227H227V229L228 230H224L223 228L225 227V226H228L227 224L225 225V226H222V225H224ZM130 224H131V222H130ZM204 225H205V223H204ZM203 225V226H204ZM238 225H240L239 224V222H238ZM205 226H207V225H205ZM84 227V226H83ZM86 227H84V228H86ZM135 227V226H134ZM211 227V226H210ZM209 227V228H210ZM245 227V228H244ZM72 228V227H71ZM133 228V227H132ZM233 229H234V227H232ZM135 229V228H134ZM226 229V228H225ZM88 230V229H87ZM125 230V229H124ZM133 230V229H132ZM131 230V231H132ZM136 230H134V231H136ZM213 230V231H214ZM238 230V229H237ZM82 231V230H81ZM97 231L101 234V236L100 235H98L99 237H97ZM131 231H130V233H131ZM240 231V230H239ZM103 232V231H102ZM120 232H119V234H120ZM207 233H208V230L206 231ZM210 232V231H209ZM241 232V231H240ZM73 233V232H72ZM83 233H87L88 234V232L87 231H83ZM82 233V235H84V237H85V234H83ZM135 233V232H134ZM134 233H132V235H134ZM142 233V232H141ZM211 233H213V232H211ZM242 233V232H241ZM203 234H205V233H203ZM128 235V234H127ZM126 234H124V237L125 236H127ZM141 235H143V234H141ZM243 236H244V234H242ZM79 236V235H78ZM89 236V235H88ZM87 236V237H88ZM135 236H137L136 234H135ZM135 236H132V238H134ZM65 237H67V236H65ZM77 237V236H76ZM75 237V238H76ZM100 237H101V239L103 238L104 240H103V242H102V240L100 239ZM123 237V236H122ZM143 237V236H142ZM202 237V236H201ZM217 237H219V236H217ZM238 237V236H237ZM239 237H241V235H239ZM238 237V239H237V242H238V240L240 239ZM68 238V237H67ZM66 238V239H67ZM72 238V237H71ZM79 237H77V239H76V241L78 240V241H80L79 239H78ZM98 238H99V240H98ZM132 238H130V239H132ZM242 238V237H241ZM65 239V238H64ZM85 239H86V237H85ZM88 239V238H87ZM120 239V238H119ZM140 239V237L138 238V240ZM220 239V238H219ZM67 240H70V239H67ZM72 240V239H71ZM71 240H70V243H71ZM135 240V242H136V240H137V238L136 239H134ZM133 239H132V241H134ZM216 240V239H215ZM242 240H243V238H242ZM64 241V240H63ZM119 241V240H118ZM124 241H126L127 242V240L125 239ZM52 242V241H51ZM51 242H49V244L51 243ZM62 242V241H61ZM65 242V241H64ZM67 242V241H66ZM69 242V241H68ZM73 242V241H72ZM99 242V243H98ZM103 243L102 245L100 244V243ZM120 242H121V239H120ZM126 242H122V243H124V245L126 244ZM213 242V244H216L217 242L216 241H212ZM216 242V243H215ZM241 242V241H240ZM53 243V242H52ZM86 243V244H85ZM107 243V244H106ZM121 243V246L122 247H120V248H124V246H123V244ZM134 243V242H133ZM211 243V242H210ZM104 244H106V245H104ZM114 244V243H113ZM118 244V243H117ZM179 244V243H178ZM230 244H231V246H230ZM239 245L238 246V248L239 249H241V254H242V248H240L241 246H243V245ZM77 245H79L78 243H76L75 244V246L77 247V248H75L76 249V251L75 252H77V249L79 248V247H82L81 245H79V246H77ZM83 245V247H85ZM97 245H99V247L97 246ZM102 247H101V246ZM115 245V244H114ZM118 245H120V243L118 244ZM127 245V244H126ZM212 245V244H211ZM210 245V246H211ZM217 245V244H216ZM217 245V246H218ZM232 245H233V249L232 248H230V247H232ZM61 246V245H60ZM70 246V245H69ZM209 246V247H210ZM29 247H33V246H29ZM48 247V246H47ZM53 247H56V246H53ZM52 246L50 247V249L51 248H53ZM63 247V246H62ZM65 247H66V245H65ZM110 247V246H109ZM119 247V246H118ZM213 247V246H212ZM27 249H29L28 248V246L26 247ZM26 248H25V250H26ZM60 247H58V249H59ZM69 248V247H68ZM71 248V247H70ZM73 248V247H72ZM71 248V249H72ZM96 248H99V249H96ZM108 248V247H107ZM116 248H117V245H116ZM221 248H222V246H221ZM238 248L236 249V250H238ZM244 248V247H243ZM71 249H69V251H71ZM74 249V250H75ZM80 249V251H82V249L81 248H79ZM78 249V250H79ZM86 249H87V251H86ZM215 249V251H213V249H212V251L213 252H215V254H216V248H214ZM54 250H56L55 248H54ZM68 250V249H67ZM74 250H72V252L74 251ZM89 250V251H88ZM91 250V251H92ZM217 250H219V249H217ZM221 250V249H220ZM32 251H33V249H32ZM53 251V250H52ZM111 251V250H110ZM115 251H116V253H117V250L115 249ZM114 251V252H115ZM119 251H121V250H119ZM123 251H124V249H123ZM125 251H126V248H125ZM125 251H124V253H125ZM129 251V250H128ZM127 251V252H128ZM239 252H240V250H238ZM245 251V249L243 250V252ZM28 252V251H27ZM30 252V251H29ZM28 252V253H29ZM49 253H51L50 252V250L48 251ZM57 252V251H56ZM208 252H210L211 253V251H208ZM221 253L223 252V251H220ZM49 253H48V255L47 256H49ZM60 253V254H59ZM59 253H57V255L58 256H60L61 255V252H59ZM64 253V252H63ZM68 253V252H67ZM82 253V254H83ZM102 253H105V252H101V254H100V252H98V254L100 255V256H104V257H107L108 255H109V253H105V254H107V255H105V254H102ZM111 253V252H110ZM115 253V254H116ZM120 252H118V254H119ZM167 253H170V252H167ZM232 253V252H231ZM54 254V253H53ZM73 254L75 255V253L73 252ZM90 254V253H89ZM95 254H97V253H95ZM208 254V253H207ZM206 254V255H207ZM214 254V253H213ZM215 254H214V257H215ZM237 254L239 255V253L237 252ZM240 254V255H241ZM52 255V254H51ZM56 254H54V256H55ZM70 255H71V253H70ZM69 254H68V257L70 256ZM73 255V256H74ZM83 255H86V254H83ZM92 255V253L89 255V256H91ZM117 255V254H116ZM122 255H123V253H122ZM129 255V254H128ZM151 255V254H150ZM153 255V254H152ZM164 255H166V254H164ZM168 255L169 254H167V257H168ZM202 255V254H201ZM212 255V254H211ZM210 255V256H211ZM226 254H224L223 256H225ZM233 255V254H232ZM244 255V256H243ZM243 255L242 256H240V257H243V259H244V257H245V254L243 253ZM46 256V255H45ZM44 256V257H45ZM46 256V257H47ZM53 256V255H52ZM64 256V258L66 257V255H63ZM72 256V257H73ZM76 256H77V254H76ZM92 256H94V255H92ZM154 256V255H153ZM155 256H157V255H155ZM217 256H218V254H217ZM220 256H222V255H220ZM219 256V258H222V257H220ZM227 256V255H226ZM234 256V255H233ZM233 256H231L232 257V259L234 258ZM45 257V258H46ZM78 257V259H81V258H79V256H77ZM95 257V258H94ZM93 258L91 257L90 259H92L93 261H91L90 260V262H93V264H97V263H94V261L97 259V260H101L102 258H99V257H97V256H94ZM109 257V256H108ZM152 257V256H151ZM160 257V256H159ZM166 257V256H165ZM201 257V256H200ZM199 257V258H200ZM213 257V258H214ZM239 257V258H240ZM47 258H49V257H47ZM54 258V257H53ZM52 258V259H53ZM85 258H86V260H88V258H87V256H85ZM99 258V259H98ZM150 258V257H149ZM162 257H160L159 258V262H160V260H162L161 259ZM188 258V257H187ZM193 258V257H192ZM195 258H197L196 256H195ZM204 258V257H203ZM212 258V259H213ZM247 258V257H246ZM245 258V259H246ZM55 259V258H54ZM57 259V258H56ZM103 259H105V258H103ZM113 259V258H112ZM154 259V258H153ZM206 258H204V260H205ZM208 259V258H207ZM215 259V258H214ZM213 259V260H214ZM224 259H226V258H224ZM224 259H223V261H224ZM229 259V258H228ZM244 259V260H245ZM43 260V259H42ZM41 260V261H42ZM45 261L47 260V259H44ZM43 260V264H47V262H45ZM83 260V259H82ZM96 260V261H97ZM99 260V261H100ZM110 260H111V258H110ZM114 260V259H113ZM113 260H111V261H113ZM130 260V259H129ZM196 260H199L198 258L196 259ZM202 261H203V259H201ZM211 260V259H210ZM210 260L209 261H206V262H210ZM217 260H219L218 259V257H217ZM216 260V261H217ZM234 260V259H233ZM247 260V259H246ZM50 258L48 259V263H50ZM53 261H55V260H53ZM63 261V260H62ZM65 261H67V260H65ZM75 261V260H74ZM78 261V260H77ZM81 260H79V262H80ZM89 261V260H88ZM95 261V262H96ZM99 261H98V263H99ZM104 261H106V260H104ZM111 261H110V263H111ZM156 261H157V259H156ZM157 261V263L158 264H160L159 262ZM194 261V260H193ZM215 261V260H214ZM215 261V262H216ZM236 261H238V257H237V260ZM59 262V261H58ZM64 262V261H63ZM109 262V258H108V260L106 261V264H109L108 263ZM150 262H151V260H150ZM149 262V264H154V263H156V262H151L150 263ZM164 262H166V261H164ZM188 262H189V260H188ZM204 262V261H203ZM221 262V261H220ZM219 261H218V264L220 263ZM232 262V261H231ZM56 263V262H55ZM54 262L53 263H50V264H55ZM67 264H68V261L66 262ZM70 263V262H69ZM81 263V262H80ZM102 263H104V262H102ZM156 263V264H157ZM233 263H235V262H233ZM233 263H231V264H233ZM59 264H60V262H59ZM72 264H74L73 263V261H72ZM76 264V263H75ZM90 264V263H89ZM112 264H118V262L116 261V260H114L113 262H112ZM147 264V263H146ZM162 264V263H161ZM164 264V263H163ZM165 264H167V263H165ZM220 264H223V263H220Z\"/></svg>", "mask_w": 264, "mask_h": 264}]
</instances>
